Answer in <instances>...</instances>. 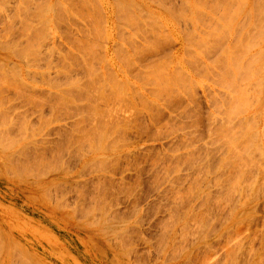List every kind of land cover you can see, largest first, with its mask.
<instances>
[{
    "label": "rangeland",
    "instance_id": "374dc122",
    "mask_svg": "<svg viewBox=\"0 0 264 264\" xmlns=\"http://www.w3.org/2000/svg\"><path fill=\"white\" fill-rule=\"evenodd\" d=\"M2 1L3 2L7 1L8 3L7 2L3 3ZM2 1L0 0V11H1L0 12V37L2 35V37L0 38V43H1V48H3V49L0 48V62L5 63L4 64L5 65L4 68H6L5 71L9 68L7 66H10L11 70L8 69L7 71L10 70L8 72V74L6 71V73L4 72L3 73L4 75H3L2 72L4 71L3 70L4 65H2L1 74L3 75V77L7 75L6 78H8V79H6V80L8 82L7 83L8 85L10 84L12 77H13V81L15 78H17V81L14 82L15 83L14 85L18 84L17 85L18 87H19V85H21L24 88V85L26 83L25 86L28 87V92L32 95V97H33V94L36 96L39 95V96H37V98L39 100H37V98L31 97L34 100H32L30 98L31 103H28L29 99L26 102L27 98L24 97L22 92H20L23 90V88H21L20 90L17 89L20 92V95L18 96L16 91H14V88L16 90L17 86L16 87L12 86L13 85V82H12L11 89H10L9 88L10 86L5 84L6 83L5 78H3L2 75L0 74V79L1 78L4 79L3 83L0 82V85L4 84L3 85L4 87L1 86V88L3 87L2 89L4 90L8 86L7 87L8 90L5 89L4 92L0 88L2 90V91L0 90L2 93L1 94L2 99L4 98V101H5V102L4 101L2 102V99L0 96V101H1L0 103H4L3 108H2L3 105L0 104V112H1L0 116L2 118L3 117L5 118L6 116L8 117V114H9L8 118L10 119L9 122H6V119L8 120L7 117L5 119H3V120H5V122L7 124V125H4L5 122L0 117L1 120L3 121V124H2L1 123L2 121L0 120L1 121L0 122V133H2L0 135L4 138H6V137H7V139L9 138L8 141L5 139L6 141L1 142V143L6 144V146H11L12 143H10V142H17V146H19V144H22V145L26 144L27 149L31 150V152L28 150L31 154L32 153H34V154L40 153V155L43 159V163L41 165L40 164L41 161H40V163L37 164L38 169L40 168L39 169L40 171H39L36 166L32 167L34 165V163L31 162V164L32 163L33 164L31 165L30 168H28V170L30 172L28 171L27 174H24L25 172L24 173L22 172V175L25 176V179L21 178L24 176L20 175L21 176L20 177L17 174L19 172L16 171L17 172L16 173V172H13L14 170H11V172H9V173H11V175L9 174L11 177L8 175L11 179V182H9L11 184H9V185L7 183L3 182L4 176H5L4 171H3L4 169L0 170V173H3V174H0V179H1L0 180V230H1L0 234H2V235H0V238H1L0 239V248L2 249V253L0 252L1 253L0 254V264H3V263L4 264H9V263L10 264L11 263L12 264L13 263L14 264H20V263L21 264H28V263L29 264H31V263L32 264H264V198L262 197V196H264V193H263V191H264V178H262V177H264V171H263L264 170V31H262L264 29V22H263L264 21V13H263L264 11H262V10H264L263 9L264 5H262V4H264V0H258V1L257 0H231V3L234 1L232 4L230 3L229 0H227V1L226 0L225 1L219 0L218 2H217V0H214V1H212V0L211 1L210 0L209 1L208 0H205V1L200 0V4H199V0H188L189 2L187 1L185 3H184V0H154V1L152 0V4H154L155 1H156V3L159 1L160 3L158 2L157 4L162 5L164 3L165 5L164 4L162 5L164 7H162V6L160 7L159 5H158L159 7H157V5H155L156 3L154 4L155 6L152 5L150 2L151 0H149V1H147V0H132V2L133 1L136 2L135 3L136 5H139V8L142 7V8H145V10H141L142 8L139 9L138 7H136V9H134L135 8V6H133L134 3H132L130 1L132 4L130 3L129 5H131V6H127V8L131 7V9L133 11H131V9L128 8V9H125L124 12L129 10L128 15H131V13H133L131 16H128L126 12L122 13V11H121L122 5H120L121 4L120 0H117L120 4L119 3H117V4L113 3V0H91V1L90 0H80V1L79 0L78 1L77 0H2ZM31 1H32V3H31ZM115 1L116 0H114V2ZM140 1H142V2H140ZM179 1H181V2H179ZM223 1L227 2V5L225 4L223 6V4H224ZM27 2H28L30 7H28ZM104 2H105V4H104ZM204 2H206V4ZM214 2L216 5L214 4ZM221 2L223 3L222 5H221ZM45 3H46V5H45ZM83 3L85 5H83ZM145 3L147 5H145ZM51 4L52 5L55 4L57 6H55V5H54V7L52 6L51 7L52 10H51V8H50ZM60 4H62V5H60ZM115 4L117 5V9H118V7L121 6L119 8L120 10L119 9L116 10ZM166 4L167 5L169 4V6H171V7L169 8V6H166ZM184 4L185 5L187 4L188 6L186 7V6H184ZM207 4H208V6H210L209 8H208V6H206ZM58 5H60V6H58ZM94 5H96L95 6L96 8L94 7ZM114 5H115V10L113 9ZM148 5H150V7ZM198 5H199V7L197 8ZM202 5H205L207 10ZM217 5H219V7L221 9ZM237 5H239L237 7L238 9L236 8ZM20 6H21V8H20ZM85 6H86L87 10L84 8ZM109 6H110V8H109ZM192 6L196 7L198 10L196 8H192ZM225 6H227V8H229V9H227V8L225 9ZM15 7H16V9H14ZM90 7H92V8H90ZM97 7H99V8H97ZM156 7H157V9H156ZM230 7H231V9H233L234 7L235 8L231 11ZM210 8H212V9L210 10ZM24 9L27 11H25ZM42 9H43V11H42ZM81 9H83V10H81ZM92 9H93V11H92ZM170 9H171V11H170ZM193 9H196V11H199L201 14L203 12L205 17H203V15L201 16L199 14V12H197L201 17L205 18V19L201 18L202 22L200 20L199 15H196L195 10H193ZM63 10H65V11H63ZM98 10H99L100 14L98 13ZM139 10L142 12H140ZM224 10H227L228 12L224 11ZM52 11L54 13L57 11V14L55 13L56 16L54 15V13ZM82 11H83V14H82ZM144 11H148V14L150 12V14H152L153 16L155 15L156 18H157V16L159 17V19L157 18V21L155 20V17L153 18L155 21V24H154L153 20L150 22L151 15H147V12H146V14H144L145 13ZM233 11H237V12H234L232 14L231 12H233ZM238 11H239V13H238ZM75 12H76V14H75ZM92 12H94V13H92ZM116 12L118 14H116ZM137 12L142 13V16H141V14L138 16L139 13L137 14ZM221 12H222V14H221ZM223 12H225V13L227 12L226 17L224 16L225 14ZM97 13H98V15H97ZM183 13H184V15H183ZM229 13H231L232 15ZM253 13H254V15H253ZM13 14H14V16H13ZM16 14H18V16ZM36 14H37V17H36ZM95 14L97 15V17ZM179 14H180V16H179ZM185 14L187 15V18L185 17V20H183L184 19L183 16H185ZM234 14H237V15L235 16ZM30 15L32 17H30V19H29ZM43 15L45 16V19H44ZM90 15H91V17H90ZM126 15L130 18H125V17H127ZM133 15L135 17H138L139 21L143 20L144 22L143 21L139 22V21H137L138 19L136 18L137 20H135L134 17L132 20L131 18ZM222 15H223V17H222ZM8 16H9V18H8ZM39 16H41L42 19ZM94 16H95V18H94ZM118 16L119 17L121 16V19L118 18ZM140 16L142 19L140 18ZM145 16L148 19V21H147V19L144 18ZM172 16H174V18ZM228 16H229V18H228ZM232 16H233V18H234V16L236 17V19H234L235 21L233 20ZM17 17L19 19H17ZM81 17H82V20H81ZM89 17H90V19H89ZM104 17H105V19H104ZM180 17H181V19H180ZM189 18H191V19H189ZM256 18H258V19L261 18V19H260V21H258V19H256ZM26 19H28L27 22H26ZM31 19H32V22L35 20L33 22L35 25H38V23L40 22L39 26H42V27H39V26H37V28L34 27L35 25L32 24ZM46 19H48L47 20L48 22L50 21L49 23L47 22V24L45 22ZM128 19H129V21H128ZM196 19H199V20H196ZM221 19H223V20H221ZM29 20H30L31 25L28 24ZM87 20H89L90 22ZM122 20L125 22H123ZM130 20H132L131 22L135 21V22H133V24L138 22L136 25H138L139 32H138V30H136L137 27L135 26V24L134 25L133 24L131 25V23L129 24ZM43 21L45 22V24ZM104 21H105V24H104ZM92 22H93V24H92ZM145 22H146V24H145ZM119 23H121V24L124 23V24L122 26V25H119ZM127 23L129 26H127ZM203 23L204 24L206 23V24L204 25ZM210 23H212V24H210ZM255 23L258 25H256ZM53 24L57 28L55 26H53ZM143 24L147 25L145 30L143 29V28H145V26ZM236 24L238 27L236 26ZM259 24H261V25H259ZM262 24H263V26H262ZM17 25H18V27H17ZM24 25L29 26V28H27L28 33H27ZM102 25H104V26L102 27ZM141 25H142V27H141ZM158 26H160V27H158ZM140 27H141L142 31L140 30ZM24 28H25V31H24ZM33 28H35V29H33ZM149 28H150V30H149ZM256 28L259 31H257ZM29 29H31V30L29 31ZM77 29L79 30V32L77 31ZM120 29H121V31H120ZM159 29H160V31H159ZM36 30H37V32H36ZM43 30H45L47 32H44ZM151 30H152V32H151ZM165 30H166V33H165ZM92 31H95V32H92ZM117 31L118 32L120 31V33H118ZM153 31H156V32H153ZM193 31L195 32V34ZM211 31H212V33H211ZM253 31L257 32V33H254ZM2 32L4 34H2ZM7 32H8V34H6ZM25 32L28 34V37L25 36L26 35ZM42 32H44L45 34H43ZM48 32L50 34H47ZM125 32H127V33H125ZM140 32H141V34H140ZM158 32H160L159 33L160 35L158 34ZM250 32L252 33V35L253 34L259 35V37H257L256 35L252 36ZM40 33H42L43 36L44 35H47V36H45V38L42 36L43 39H42V37L40 39L39 38L41 36ZM150 33H152V34H150ZM163 33H165L166 35ZM204 33H205V35H204ZM215 33H216V35H215ZM98 34H99V36H98ZM6 35H8V36H6ZM35 35H37L36 36V37H38L37 40H39L40 44H41V46L39 44V47H37V48L41 49V47H43L41 50L40 49L37 50V48L35 47L36 45L38 46L37 42L39 43V41L36 40ZM89 35L91 37H93V36L94 37L93 38L90 37V39H89ZM140 35H141V37H140ZM164 35L166 36V38ZM235 35H236V37H235ZM249 35H251L252 38ZM9 36H11V37H9ZM144 36H146V38ZM147 36L149 38H147ZM206 36H208V37H206ZM211 36H212V38H211ZM5 37H7V38H5ZM24 37L26 38V40ZM121 37H122V40H121ZM253 37H256V38L253 39ZM31 38H33V42L35 39L36 43L34 42L35 44H31L34 46H31V45H29V46H31L32 48L35 47L37 50L36 52L39 53L41 51V53H39L40 58L38 57V55H36L35 58L34 57L32 58L31 57L32 55L27 56L25 54V56H24L25 58L30 57V59L26 58V60L28 59L27 60L28 63L30 60H32L30 62L31 63V65H30V63L27 64V62L25 61V58L24 59H23V57L22 58L20 57L21 59L18 58L19 55H17V53L15 54L14 52H17L19 50V52L21 53L20 50H23L22 47H27L29 50H33L32 48H29L28 45L26 46V44H28L29 39L31 41ZM47 38H48V40H46ZM49 38H50V40H49ZM97 38L98 39L100 38V39L98 40ZM144 38L147 40L144 41ZM153 38H155V40ZM191 38L192 39L194 38L193 41H191L192 40ZM199 38H201V40H199ZM15 39L18 40V42ZM27 39H28V41H27ZM71 39H73V40H71ZM149 39L153 40V41H151L152 42L151 44L149 42L150 41ZM165 39H168V40H165ZM250 39L253 41H251ZM94 40H95V43H94ZM204 40H206V42ZM84 41H85V43L83 44ZM33 42L31 41V43H33ZM155 42L156 43L158 42L157 43L158 45ZM99 43L101 45H99ZM134 43L136 44V46ZM192 43H193V45H191ZM14 44H15V46H14ZM29 44H30V42H29ZM43 44H46L48 46V48L46 45H43ZM70 44L73 46H71ZM77 44H79L81 47ZM90 44H92V45L89 46ZM137 44H139V45H137ZM200 44H202V45L200 46ZM94 45H96L97 47H95ZM141 45H142V47H139ZM148 45H150L151 47H149ZM245 45H246V47H244ZM247 45H250L251 48L249 46L247 47ZM6 46H8V47L11 46V48H13V49L10 51V49H9L10 47L8 48ZM83 46H85V47H83ZM130 46L131 47L133 46L132 49ZM153 46L155 47L154 50H153V48H154ZM210 46H212V47H210ZM51 47H53V48H51ZM102 47L104 49H102ZM136 47H139L140 51ZM45 48L46 49L50 48V49H53L55 51L51 50V51H53V52H51L49 49V51L47 52V50ZM84 48H85V50H84ZM133 48H136V49L134 50ZM146 48L149 50H147ZM150 48H152V49H150ZM28 49L24 48L25 51ZM43 49L45 50V52H43ZM114 49H116V50H114ZM123 50L127 51V53L124 52ZM210 50H212V51H210ZM69 51H71L70 54H69ZM136 51H137V53H136ZM242 51H244V52H242ZM62 52H64L65 54ZM76 52H77V54H76ZM79 52H80V54H79ZM44 53H47L50 56L49 57L47 54H45V57L49 58V60L46 58H43L44 56H40V54L44 55ZM55 53H57V54H55ZM58 53H59V56H58ZM66 53H68L69 55ZM74 53L76 54V56H74L75 55ZM225 53H226V55H225ZM239 53H241V55ZM23 54H24V52L22 51L21 56ZM92 54H94V55H92ZM125 54L129 55V57L128 56L125 57ZM135 54H137V55L135 56ZM244 54H246V55H244ZM16 55H17V57H16ZM78 55H79V57H78ZM85 55H87V56H85ZM238 55H239V58H241V57L242 58L239 59ZM242 55H244V56H242ZM60 56L62 59L60 58ZM68 56H69V58H68ZM66 57H67V59H65ZM82 57H83V59L85 58L84 62H85V60H87L86 62H88V63L85 62L86 65L83 62ZM134 57H136V58L134 59ZM75 58L77 59V62H76ZM120 58H122V60ZM3 59L9 60V62H8L9 64L6 65L7 63ZM43 59H45L44 62H43ZM50 59H52V60H50ZM63 59L65 60V62H62V61H64ZM88 59H89V61H88ZM93 59H95V60H93ZM129 59H131L130 62H129ZM194 59H196V60L194 61ZM36 60L40 64H36V63H38V62H35ZM39 60L40 61L42 60L43 63L40 62ZM58 60L60 62H58ZM68 60L70 61V64L72 66L70 68L68 67V66H70L68 64L69 63ZM158 60H160L159 61L160 63L158 62ZM235 61L237 62V65H236V63H234ZM12 62L16 63V64H13ZM123 62H126V63L123 64ZM132 62L134 64H131ZM64 63H67L68 66L65 65ZM157 63L160 65L157 66ZM143 64H145V65H143ZM16 65L18 67H15ZM27 65H30V66H27ZM62 65H65V66H62ZM93 65L96 69L92 68ZM146 65L150 66L149 67L150 69L147 68L150 71H148L147 69H144V68H146ZM219 65H221V66H219ZM233 65L236 68V70H234L235 68L233 67ZM238 65H239V67H238ZM45 66H46V68H48V69L50 68V69L49 70L45 69ZM66 66L68 69H66ZM141 66L143 67V69ZM159 66H160V68H159ZM41 67H43V69ZM88 67H91V68H88ZM107 67H109V68H107ZM152 67H153V69L154 68H156V69H154V71H153ZM197 67H198V69H197ZM244 67H246L245 68L246 73L244 72V70L242 71V69ZM259 67H261L262 70ZM16 68H18L19 71ZM257 68L261 72L255 70ZM12 69L16 70L17 77L15 74L16 72L15 71H14L15 73L12 72ZM238 69H239V71H237ZM246 69L251 70L250 74H249V72H247L248 70L246 71ZM55 70L58 73H56ZM86 70H87V72H86ZM88 70H89V72H88ZM91 70H92V72H91ZM158 70H160L161 73L158 72ZM98 71H100V72H98ZM146 71H148V72H146ZM156 71H157V73H155ZM236 71L240 72V73H238V76H237ZM10 72H12L13 74ZM59 72H61V73H59ZM90 72L92 73L91 76L89 74ZM227 72L229 75H225V74H227ZM257 72H259V73H257ZM18 73H20V79H19ZM65 73H68L67 77H66ZM154 73H155V75H154ZM159 73H160V75H159ZM241 73H243V74H241ZM29 74H31V75H29ZM46 74H48L49 77ZM87 74H88V77L86 78ZM95 74H96V76L99 77V79H97ZM106 74H107V77H106ZM145 74H146V76H145ZM148 74H150V76H148L150 78L149 80L147 77ZM165 74L166 75L168 74V75L166 77H163V75L165 76ZM197 74H199V75H197ZM221 74H223V76ZM232 74H233V76H232ZM248 74H249V76H248ZM261 74H263V75H261ZM76 75H77L78 79L76 78ZM110 75H112L113 78H111L112 76L109 77ZM151 75L157 76L156 78H158V82L156 81L157 79L155 80L154 76H153V78H154L153 79L151 77ZM224 75L227 76V79L229 78L231 80L232 84L236 85V82H237V86H239L240 88L242 87L241 90L240 91L238 90V89H240L239 87H236V86H235V88L232 87L234 85H232V86L230 85L231 82L229 79H228L229 80V82H228L229 84H228L226 82L227 79H225ZM33 76L35 79L33 78ZM43 76H44V78H43ZM89 76L91 77L90 79H89ZM160 76H162V77H160ZM169 76L172 78V81H171V78L169 80ZM174 76H176V77L174 78ZM92 77L94 79H92ZM105 77H106V79H105ZM145 77H147V78H145ZM159 77L162 78L163 80H161V79L159 80ZM219 77H221V79ZM222 77H223V79H222ZM248 77H249V79H248ZM68 78L71 79L68 81L70 84L67 82ZM73 78H74V81H73ZM164 78H166L165 79L166 81L164 80ZM18 79L20 82L18 81ZM32 79H34V80H32ZM40 79L42 81H40ZM52 79H55V80L53 81ZM79 79L81 81H79ZM109 79H111V80H109ZM145 79H147V80L145 81ZM213 79H214V81H213ZM240 79H242V80H240ZM21 80H22V83H24V84L21 83ZM126 80H127V84L125 83ZM0 81H2V80H0ZM109 81H111V82H109ZM141 81L143 83H141ZM173 81H175V82H173ZM180 81L186 82L184 85L185 87L182 86L184 83H181ZM48 82L51 84H48ZM52 82H55V83H52ZM74 82H78V83H74ZM64 83H68V84H64ZM85 83H86V85H85ZM151 83L153 84L154 87L152 86ZM171 83H173V87H172V85H170ZM240 83H242V84H240ZM52 84H53V86H52ZM87 84H88V86H87ZM89 84H90V86H89ZM92 84H93V86H92ZM156 84H157V86L155 87ZM222 84H223V86H221ZM73 85H74V88H72V90L73 89L74 90L72 91L68 87L70 86V88H71ZM78 85H79V88H77ZM81 85H82V87H81ZM84 85L86 88L84 87ZM228 85H230L231 88L230 87L228 88ZM27 87H25L26 90H27ZM33 87H35V90L32 89ZM90 87L92 88V90ZM167 87H168V90H166ZM226 87L228 89H226ZM83 88H85V89H83ZM152 88L153 89L155 88L154 89L155 91ZM175 88L177 91L175 90ZM243 88H245V89H243ZM38 89H40V90H38ZM65 89H67V90L69 89L72 92V93L69 92L70 93V94H68L69 96L67 95L69 98L66 97V94L62 93V91H65ZM77 89H80L81 92L79 90L77 91ZM86 89H87L86 92H89L88 94L85 92ZM95 89H98V90H95ZM160 89H162V91ZM231 89H232V92H230ZM122 90H124V91H122ZM152 90H153V92H156V90H157V93L158 92L159 93L158 94L156 93V95H154ZM173 90L176 92L175 95H174L175 92ZM167 91H169V93ZM244 91L245 92L247 91L248 95L246 94V96H245ZM73 92H76V94L75 93L73 94ZM77 92H78V94H77ZM148 92H149V94H148ZM160 92H161V94H160ZM239 92L244 94V95H242V94L241 95H242L243 99L245 98L247 101L245 99H244L245 101L243 99H240L241 95ZM234 93H236L237 96L240 95L239 97L236 96V98L240 99L241 101H244V103L241 102L242 106L240 103L238 104L239 100L236 103L237 99L236 98H235L236 100L233 99L236 95ZM58 94L60 96H64L65 99L64 100L61 99L62 97H59ZM90 94H92V95H90ZM122 94H123V96H122ZM193 94H194V97H193ZM16 95L18 96L17 98H15ZM70 95L71 96L73 95L72 98H74V99H72L74 101H71V103H70V100H71ZM75 95H76V97H75ZM86 95H87V97H86ZM164 95L165 96L168 95V96L164 97ZM176 95L178 96V98ZM20 96H21V100H19ZM44 96H46V97H44ZM161 96H163V97H161ZM169 96L171 98L173 97L176 104L174 102H172V103H174V105H171V103H169L171 101L170 100L171 98ZM181 96H183V97H181ZM80 97H81V99L79 101ZM223 97H225V98L223 99ZM66 98H68L67 100L69 101L70 104H68ZM163 98H165V100ZM83 99H85V100H83ZM173 99H172V101H173ZM176 99L177 100L179 99V102L176 101ZM181 99H183V100L181 101ZM35 100H37V101H35ZM166 100H168V101H166ZM226 100H228V101H226ZM10 101H11V103H10ZM56 101L60 102V103L58 102V104H59L58 106L56 105L57 104ZM91 101H92V103H91ZM145 101H147V102L144 103ZM152 101H153V103H152ZM51 102H53V103H51ZM154 102H155V104H154ZM231 102H232V105H230ZM245 102L246 103L248 102V105H243V104H246ZM64 103H66V105ZM168 103H169V106L167 105ZM177 103H180V104H177ZM50 104H52V105H50ZM153 104H154V106H153ZM162 104H164V105H162ZM165 104H166V106H165ZM235 104L240 105V108L243 110H241L238 107V105H237V107H238L237 108ZM49 105L51 108L49 107ZM54 105H55V110L57 108L56 111L54 110ZM90 105H92L93 109H91ZM150 106H151V108L149 109ZM152 106H153V109H152ZM155 106H158V108ZM170 106H171V108H170ZM175 106H177V107H175ZM181 106H182V108L184 107L183 108L184 110H181ZM233 106L236 108H234ZM5 107H7V109ZM8 107H9V111H8ZM144 108H146V109H144ZM172 108H174V109H172ZM176 108H177V110H176ZM1 109H2V111L5 110L4 111V112H6L5 114H7V113L8 114L6 116L3 115V112L1 111ZM87 109H88V111H87ZM89 109H91V112H89L90 111ZM236 109H240V113ZM58 110H59V112H58ZM111 110H112V112H110ZM178 110H180V113ZM226 110H227V112H226ZM244 110H245V112H244ZM83 112H84V114H83ZM149 112H151L152 115H153V113L154 114L159 113V114L158 115L156 114L157 116L153 115L156 117H153V116L151 117L150 116L151 113H149ZM161 112H163V113H161ZM85 113L86 114L89 113L88 115H90L89 116L90 119ZM91 114L92 115L94 114V115L91 116ZM108 114H109V116H108ZM110 114H112V116ZM230 114H232V115H230ZM83 115H84V117H83ZM159 115H160V117H159ZM211 115H212V117H211ZM78 116H81V117H78ZM109 117H110V119H109ZM111 118H113V119H111ZM154 118H156V122H155ZM136 119L138 122H136L137 125L135 124L136 125V128H135V125H134V127L132 125L135 123ZM232 119H234L235 123ZM12 120H14V121H12ZM26 120L28 121V123L27 122L24 123V121H26ZM77 120H78V123H77ZM110 120H112L115 123H116V121H119V122L122 121V122H124L123 126L125 124L127 127L131 125V127L130 128L128 127V129H127L124 126L125 130H123L124 128L121 130L120 127H123V126H120V127L118 126L120 130H118V128L116 127L115 129H117L116 130L117 134L122 131V135H121V133H120V135H117V134H114L115 130L113 128L119 122H117L115 125L114 124L109 125L106 122L110 123ZM130 120H132V121H130ZM245 120L248 122V124ZM18 121L20 123H22V121H23V123L26 125V127L28 125V127H27L28 130H26V127L24 126V124H19ZM128 121H130V123H131L130 125H129ZM139 121H141V122H139ZM11 122H12L13 126H11ZM88 122L90 124H88ZM122 122H121V125H122ZM82 123H84L85 125ZM142 123H143V125H142ZM221 123H222V126H220ZM232 123H234V124H232ZM78 124H79V127H78ZM91 124H92V126H91ZM105 124H108V126L110 128H111V126H113V125L114 126H113V128H111L112 130H110L109 127L106 128L107 125L105 126ZM240 124L241 125L243 124L245 126L246 131L244 130L245 129L244 126H243L244 129H242ZM21 125H23L25 127L24 128L22 126L23 129H25V130L22 129V131H21L20 128H22V127H19ZM81 125H82V127H81ZM119 125H120V123H119ZM179 125H181V126H179ZM236 125H239L242 130H240V128H238L239 126H236ZM137 126L138 127L140 126V127L138 128ZM29 127H30V129H29ZM86 127L88 128V130ZM94 127H95V129H94ZM96 127L98 129H96ZM169 127H170V129H169ZM130 129H131V131H130ZM133 129L134 130L138 129L139 132H138V130H136L138 132L137 133ZM140 129H141V131H140ZM237 129H239V130H237ZM84 130H85V132H84ZM89 130H90V132H93V133L89 134L90 133ZM156 130H158V132ZM213 130H214V132H212ZM234 130H236V131H234ZM23 131H27V132L22 133ZM233 131L236 133H233ZM4 132L7 133L8 136H7V134H5L6 135L5 136ZM77 132L80 135H78ZM243 132H244L245 136L243 135L244 137L239 138L242 136ZM100 133L103 136L99 135ZM221 133H222V135H221ZM231 133H233V135L236 134L235 137H232V135H230ZM217 134H218V136H217ZM19 135L21 138L19 137ZM74 135H75V137H74ZM84 135H86V136L84 137ZM87 135L89 137L91 135L90 139H92V140L88 139L89 137ZM95 135H97V136H95ZM105 135H108V137H106V139H105ZM219 135L221 137L223 136V138L227 136L226 140H224L223 138L221 139V137ZM80 136H83V138ZM100 136H101V138H100ZM248 136H250L251 139L253 140V141H251V139L249 137L251 143L248 139ZM2 137H0V138L2 139ZM79 137H80L79 141L81 142V144L77 140V139H79ZM127 137H129V138H127ZM4 138L2 140H4ZM13 138L14 139L17 138V141L13 140ZM25 138H27V139L25 140ZM81 138H82V140H81ZM234 138H236V139H234ZM246 138L248 139V141H246V143H243V142H245L244 140ZM227 139L229 140V142L233 141L232 142L233 144H230L231 147L235 144L236 150H238V152L241 153V154L238 153L235 150V147H233L234 150L236 151V152H234V154H236V153L240 154L241 155V161H243V159H244L243 163L246 162L245 160L251 161V163L247 162L249 166L248 165L247 166L242 165L245 168V169H243V168H241V165H240V164H242L240 159L237 160V161H240L239 164L237 162V165H240V168L238 169L239 166H237L236 168L238 170L235 168V171H238L237 173H240V176H242L243 178L240 176L236 177V175L238 176L239 174L236 173V175H235V172H232L233 171L232 169H230V173L228 172L229 174H227V176L230 178L236 177V181L238 178H239L238 181H240V179H241V181L239 183H238V181L236 182L232 179L235 183L232 182L231 184L232 185L236 184L235 187H237V185H238V187H237L238 189L235 187H234L235 189L232 188L234 185L232 186L228 182L229 180H230V182L232 181L230 178H229V180H226V179H228V177L226 178L225 173H227L228 170L224 171L225 173L223 172V167L229 166L228 162L235 160L233 158L235 155H233V151L231 152L230 150H229L230 151L229 153H231L230 154L231 156L233 155L232 158L234 160H231L230 155H229L230 157H228L230 160L227 158L222 159L224 157V155L228 154L226 152L227 148H224L225 143H227L226 145L228 146ZM237 139H240L241 141L237 140ZM221 140H222V142H221ZM230 140H232V141H230ZM87 141H88V143H87ZM98 141L101 143H99ZM235 141H237L238 143L236 144ZM215 142H217V143L215 144ZM247 142L250 144L248 145ZM85 143H87V144H85ZM210 143H211V145H210ZM82 144L84 146H82ZM87 145H90V146H87ZM108 145L110 147H108ZM222 145H224V147ZM250 145H252V146H250ZM33 146H36V147H33ZM94 147H96L95 148L96 150L94 149ZM222 147H223V149H222ZM231 147H229V149H231ZM243 147H246L247 149H245ZM34 148H36V149H34ZM77 148H80V149L78 150ZM16 149H17V147L15 149L7 150L6 154L3 152H0V164L1 163L3 164L6 160H8V158H9L8 156L10 154L9 153L10 151L13 152ZM43 150H45V151H43ZM77 151H78V153H77ZM174 151H177V152H174ZM83 152H84V155H83ZM172 152H174V153H172ZM177 155L178 156L180 155V156L178 157ZM11 156L12 155L10 154V157ZM167 156H169V157H167ZM206 156H207V158H206ZM248 156H249V158H248ZM4 157L6 160L3 159ZM193 157H194V159H193L194 161H192ZM226 157H227V155H226ZM235 157H237V156H235ZM238 157H239V155H238ZM11 158H13V157H11ZM14 158L17 159L18 157L16 156ZM201 160H203V161H201ZM220 160H224V162L227 161L228 165L226 163H224L223 161H220ZM44 161H46V162H44ZM21 162H24V161H21ZM21 162H18V163L20 164ZM218 162L221 164L224 163L225 166L223 165V167H222V165L221 164L219 165ZM234 162H236V161H234ZM15 163H17V162H14L12 164L13 167H16V165L19 166L18 163L16 165H15ZM100 163H104V164H100ZM44 164H45V167L47 166L48 168L46 167L44 169ZM230 164H232L230 167H235V165H233V164H236V163L232 162ZM244 164H246V163H244ZM226 167L224 169H226ZM247 167H249V168H247ZM31 168L36 169L35 172H31V171H34ZM219 168L222 169V172L224 175L221 174L222 172L218 173V172H220ZM41 169H44V170L42 171ZM207 169H209V170H207ZM241 169H243V170L248 169L246 171L247 172L249 171V172L247 173L246 171H242ZM50 170H52V171H50ZM239 170H241L242 172ZM231 172L234 173V177H233ZM33 173L37 174V175H35V177L37 179L32 178V180H31V177H34V176L29 175V174H33ZM19 174H21V172ZM12 175H15L16 177L15 176L12 177ZM28 175L31 176V177H29V180L27 177ZM45 175H47V176H45ZM220 175H223V177L225 176L226 179L222 178ZM229 175H231V176H229ZM261 175H263V176H261ZM43 176H45V177H43ZM218 180L221 182H224L226 180L224 182L226 185L229 183L227 185V187L225 185V187L228 188L227 192H224V190L226 191V189H224L225 187H223ZM253 180H254V182H253ZM210 181H211V183H210ZM200 182H201V184H200ZM242 182H244V183H242ZM246 183L248 186H250V185L253 186L250 193L247 192L250 194V198L247 196V193H245V192L247 191V189L251 188V186L249 188L247 186L245 187ZM193 184H194V186H193ZM218 185H221V187ZM229 185L232 187H230ZM239 185L241 187L244 186L245 188H247V189H244V187H243V189L245 190L244 193H242L243 192L242 188H241V190L239 189L240 188ZM228 186L230 188H232L231 189L232 191H233V189L236 192L237 191L239 192V190H240V192H239L240 195L238 193H235L237 195H233L232 193H234L235 191L232 192L231 194L229 193V195H230L229 200L232 199L233 201H236L234 203H237L238 205H240L239 202L241 203L242 201H240L238 198H240L242 200L241 194L243 196L245 194L248 198L247 201H244V203L246 202L245 205H243V202H242V204H241L242 206H238L237 204H235L236 206L234 205L232 207L231 206L233 203L232 200H230V202H232V203H230V204L227 203V201L229 202V200H228L229 195L226 196V194H228V192L230 190V188ZM254 187H255V191L259 190L258 191L259 196L257 195L258 198H260L259 201L253 199L252 194H253ZM219 188H220V190H219ZM221 188L223 189L222 191H221ZM256 188H260V189L256 190ZM179 190H180V193H179ZM99 191H100V194H99ZM185 191H186V193H185ZM197 191H198V193H197ZM199 191H200V193H199ZM260 191H262V192L260 193ZM218 192H220L222 195L224 193L225 194L223 196L219 197L220 194L218 195L217 194ZM207 193H210L209 195H211V197L213 199H212V203L210 206L206 207L204 205L205 206L204 209L208 210V208L210 209L212 207L213 211H211V210L205 211L204 209H202V212L205 211V214H204L202 212L200 213L201 210H199V209H200V207H202V208L204 207L203 203H204L205 195H207ZM255 193L256 192H254V194ZM231 195L233 197L238 196V198L237 197L233 198V197H231ZM251 195H252V198H251ZM177 196H179V197H177ZM191 197L193 198V200H191L192 199ZM222 197H224V198H222ZM225 197L227 198V200H225ZM217 198H219V199L221 198L222 201H223V199L225 200L223 202L221 201L220 203L226 202L227 204L230 205V206L228 205L226 207V209L224 207L222 209V206H224L226 203L221 204L220 207H221L222 211H224V209H225L224 213L220 210L221 217L218 215L219 214L218 210L220 209V207H219L220 203L217 205L215 204V202L217 203ZM180 199H181V201H180ZM188 199H190V200L188 201ZM243 199H244V197H243ZM249 199H252L254 201L250 202L251 200H249ZM201 201H203V202H201ZM248 203H250V204H248ZM194 204L196 207L195 209L192 207V206H194ZM237 206H238V208H237ZM228 207H230L229 210H227ZM235 207H236V209H235ZM216 208H218V210ZM231 208H232V210H231ZM88 210H90V211H88ZM196 210L198 211V213H196L197 212ZM215 210L217 211V213L215 212ZM230 210L232 213L231 216L229 215V214H231L229 212ZM247 210H249V211H248V213H246L247 216H245V212H247ZM243 211H245V212H243ZM227 212H229V213H227ZM242 212H243V214H240ZM175 213H176V215H175ZM207 213H208V215L212 214V215H210L211 217H208V219L210 218L211 221H208V219L206 220L205 217L208 216V215H206ZM198 214L199 215L201 214L200 215L201 218L198 216ZM239 214H240V218H238ZM193 215H194L193 218L197 217V219H193L192 218ZM213 216H214V218H213ZM215 216L217 218H215ZM224 216H227V217H224ZM228 216H230L229 219H227ZM198 217H199V220H201V221L198 220ZM218 217H220V218L218 219ZM244 217L245 218L247 217V218L244 220ZM225 218H226V220H225ZM202 220H204V222H202ZM222 220L223 221L225 220L226 222L225 221L222 222ZM189 221H191L192 223ZM213 222H215V223H213ZM221 222H222V224H221ZM236 222H238V223H236ZM233 223H236V224H233ZM102 224H104V225H102ZM107 229H109V230H107ZM165 229H167V230H165ZM100 231H102V232H100ZM167 232H169V234ZM104 233H105V235H104ZM102 234L104 237L102 236ZM94 238H96V239H94ZM103 247H104V249H102ZM1 249H0V251H1ZM101 249H102V251H101ZM99 251H101V252H99ZM232 257H233V259H232ZM110 259H111V261H110ZM5 261H6V263H5Z\"/></svg>",
    "mask_w": 264,
    "mask_h": 264
},
{
    "label": "bare ground",
    "instance_id": "6f19581e",
    "mask_svg": "<svg viewBox=\"0 0 264 264\" xmlns=\"http://www.w3.org/2000/svg\"><path fill=\"white\" fill-rule=\"evenodd\" d=\"M1 1H2V0H1ZM77 1H78V0H77ZM79 1H80V0H79ZM90 1H91V0H90ZM130 1L132 2V0H120V2H121V4H120L117 0H116L115 2H114V0H113V3H116V4L119 3L120 5H122V7H121V6H120V7L122 8L121 11H122V13H123L125 9H128V8H129V7L127 8V6H131V5H129V4L131 3ZM147 1H149V0H147ZM153 1H154V0H153ZM187 1H188V0H184V3L187 2ZM204 1H205V0H204ZM208 1H209V0H208ZM208 1H207V2H208ZM210 1H211V0H210ZM212 1H214V0H212ZM218 1H219V0H217V2H218ZM220 1H221V0H220ZM224 1H225V0H224ZM224 1H223V2H224ZM226 1H227V0H226ZM229 1H230V3H231V0H229ZM229 1H228V2H229ZM257 1H258V0H257ZM2 2H3V1H2ZM4 2H7V1H4ZM4 2H3V3H4ZM29 2H30V1H29ZM51 2H52V1H51ZM58 2H59V1H58ZM84 2H85V1H84ZM96 2H97V1H96ZM140 2H142V1H140ZM150 2H151V4H152V0H151ZM158 2H159V1H158ZM158 2H157V3H158ZM179 2H181V1H179ZM188 2H189V1H188ZM217 2H216V3H217ZM233 2H234V1H233ZM233 2H232V3H233ZM7 3H8V2H7ZM21 3H22V2H21ZM31 3H32V1H31ZM87 3H88V2H87ZM91 3H92V2H91ZM132 3H134V4H133V6H135L134 9H136V7L139 8V5H136V4H135L136 2L133 1ZM132 3H131V4H132ZM153 3H154V2H153ZM155 3H156V1H155ZM155 3H154V4H155ZM157 3L155 4V5H157V7H159V6L161 7V6L164 4V3H163L162 5H161V4L159 5V4H157ZM159 3H160V2H159ZM182 3H183V2H182ZM195 3H196V2H195ZM201 3H202V2H201ZM204 3L206 4V2H204ZM208 3H209V2H208ZM232 3H231V4H232ZM253 3H254V2H253ZM22 4H23V3H22ZM89 4H90V3H89ZM104 4H105V2H104ZM116 4H115V5H116ZM154 4H152V5H154ZM188 4H189V3H188ZM199 4H200V0H199ZM214 4H215V2H214ZM219 4H220V3H219ZM222 4H223V3L221 2V5H222ZM225 4L227 5V2H224L223 6H224ZM228 4H229V3H228ZM254 4H255V3H254ZM24 5H25V4H24ZM27 5H28V7H30L29 4H28V2H27ZM27 5H26V6H27ZM31 5H32V4H31ZM45 5H46V3H45ZM54 5H55V4H54ZM54 5L51 4L50 8H51L52 6L54 7ZM60 5H62V4H60ZM60 5H58V6H60ZM83 5H85V4L83 3ZM87 5H88V4H87ZM87 5H86V6H87ZM115 5H114V8H113L114 10H115ZM145 5H147V4L145 3ZM155 5H154V6H155ZM158 5H159V6H158ZM164 5H165V4H164ZM171 5H172V4H171ZM181 5H182V4H181ZM215 5H216V4H215ZM221 5H220V6H221ZM262 5H264V4H262ZM14 6H15V5H14ZM26 6H25V7H26ZM55 6H57V5H55ZM86 6L84 7L85 9H86ZM95 6H96V5H94V7H95ZM148 6L150 7V5H148ZM166 6H169V4H168V5L166 4ZM166 6H165V7H166ZM182 6H183V5H182ZM182 6H181V7H182ZM184 6L187 7L188 5H187V4H186V5L184 4ZM189 6H190V5H189ZM202 6H204V7L206 8V6H208V4H207L206 6H205V5H202ZM217 6L219 7V5H217ZM238 6H239V5H237L236 8H237ZM240 6H241V5H240ZM67 7H68V6H67ZM100 7H101V6H100ZM112 7H113V6H112ZM120 7H118V9H119ZM140 7H141V6H140ZM157 7H156V9H157ZM162 7H164V6H162ZM170 7H171V6H169V8H170ZM172 7H173V6H172ZM181 7H180V8H181ZM198 7H199V5L197 6V8H198ZM209 7H210V6H208V8H209ZM218 7H217V8H218ZM221 7H222V6H221ZM243 7H244V6H243ZM253 7H254V6H253ZM20 8H21V6H20ZM45 8H46V7H45ZM45 8H44V9H45ZM63 8H64V7H63ZM68 8H69V7H68ZM90 8H92V7H90ZM95 8H96V7H95ZM97 8H99V7H97ZM109 8H110V6H109ZM132 8H133V7H132ZM141 8H142V7H141ZM141 8H139V9H141ZM174 8H175V7H174ZM180 8H179V9H180ZM183 8H184V7H183ZM192 8H196V7H193V6H192ZM197 8H196V9H197ZM217 8H216V9H217ZM219 8H220V7H219ZM219 8H218V9H219ZM223 8H224V7H223ZM226 8H227V6H225V9H226ZM234 8H235V7H234ZM234 8H233V9H234ZM14 9H16V7H15ZM26 9H27V8H26ZM37 9H38V8H37ZM40 9H41V8H40ZM65 9H66V8H65ZM100 9H101V8H100ZM118 9H117V5H116V10H118ZM129 9H131V7H130ZM161 9H162V8H161ZM184 9H185V8H184ZM187 9H188V8H187ZM196 9H193V10H195L196 15H199V14H200L201 16L203 15V17H205L204 14H203V12H202V14H201L199 11H196ZM211 9H212V8H210V10H211ZM218 9H217V10H218ZM220 9H221V8H220ZM227 9H229V8H227ZM230 9H231V7H230ZM233 9H231V11H232ZM237 9H238V8H237ZM263 9H264V8H263ZM8 10H9V9H8ZM19 10H20V9H19ZM22 10H23V9H22ZM24 10H25V9H24ZM51 10H52V8H51ZM53 10H54V9H53ZM81 10H83V9H81ZM86 10H87V9H86ZM109 10H110V9H109ZM119 10H120V9H119ZM141 10H145V8H142ZM197 10H198V9H197ZM206 10H207V8H206ZM210 10H209V11H210ZM235 10H236V9H235ZM25 11H27V10H25ZM33 11H34V10H33ZM42 11H43V9H42ZM59 11H60V10H59ZM63 11H65V10H63ZM63 11H62V12H63ZM69 11H70V10H69ZM79 11H80V10H79ZM92 11H93V9H92ZM128 11H129V10L125 11V12L127 13V15H128ZM131 11H133V10L131 9ZM139 11H140V10H139ZM162 11H163V10H162ZM170 11H171V9H170ZM178 11H179V10H178ZM188 11H189V10H188ZM220 11H221V10H220ZM224 11H227V10H224ZM241 11H242V10H241ZM241 11H240V12H241ZM254 11H255V10H254ZM262 11H264V10H262ZM0 12H1V11H0ZM6 12H7V11H6ZM52 12H53V11H52ZM111 12H112V11H111ZM114 12H115V11H114ZM114 12H113V13H114ZM125 12H124V13H125ZM140 12H142V11H140ZM144 12H145L144 14H146V12H147V15H151L150 22H151L152 20L154 21L153 18L155 17V15L153 16L152 14H150V12H149V14H148V11H144ZM172 12H173V11H172ZM197 12H199V14H198ZM227 12H228V11H227ZM227 12H226V13H227ZM234 12H237V11H233V12H231V13L233 14ZM256 12H257V11H256ZM34 13H35V12H34ZM49 13H50V12H49ZM53 13H54V12H53ZM53 13H52V14H53ZM55 13L57 14V11H56ZM55 13H54V15L56 16ZM66 13H67V12H66ZM86 13H87V12H86ZM92 13H94V12H92ZM98 13H99V10H98ZM98 13H97V15H98ZM138 13H139V12H137V14H138ZM169 13H170V12H169ZM178 13H179V12H178ZM195 13H194V14H195ZM204 13H205V12H204ZM218 13H219V12H218ZM223 13L225 14L224 16L226 17L227 14H226L225 12H223ZM231 13H229V14H231ZM238 13H239V11H238ZM254 13H255V12H254ZM254 13H253V15H254ZM257 13H258V12H257ZM263 13H264V12H263ZM73 14H74V13H73ZM75 14H76V12H75ZM82 14H83V11H82ZM99 14H100V13H99ZM116 14H118V13L116 12ZM132 14H133V13H131V15H132ZM140 14H141V16H142V13H139L138 16H139ZM173 14H174V13H173ZM175 14H176V13H175ZM221 14H222V12H221ZM232 14H231V15H232ZM248 14H249V13H248ZM248 14H247V15H248ZM255 14H256V13H255ZM16 15L18 16V14H16ZM16 15H15V16H16ZM27 15H28V14H27ZM70 15H71V14H70ZM77 15H78V14H77ZM88 15H89V14H88ZM95 15H96V14H95ZM97 15H96V17H97ZM103 15H104V14H103ZM113 15H114V14H113ZM124 15H125V14H124ZM127 15H126V16H127ZM131 15H128V16H131ZM134 15H135V14H134ZM134 15L132 16L131 19L133 20V17H134L135 20H137L138 17H135ZM171 15H172V14H171ZM176 15H177V14H176ZM183 15H184V13H183ZM188 15H189V14H188ZM196 15H195V16H196ZM200 15H199V17H200V20H201V22H202V19H205V18L201 17ZM234 15L236 16L237 14H234ZM10 16H11V15H10ZM13 16H14V14H13ZM41 16H42V15H41ZM41 16H39V17L42 19ZM43 16H44V15H43ZM55 16H54V17H55ZM128 16L125 17V18H130V17H128ZM141 16H140V18H141ZM156 16H157V15H156ZM179 16H180V14H179ZM190 16H191V15H190ZM193 16H194V15H193ZM207 16H208V15H207ZM207 16H206V17H207ZM235 16H234V18H233V16H232L233 20L236 19ZM262 16H263V15H262ZM30 17H32V16L30 15V16H29V19H30ZM36 17H37V14H36ZM36 17H35V18H36ZM78 17H79V16H78ZM83 17H84V16H83ZM90 17H91V15H90ZM90 17H89V19H90ZM109 17H110V16H109ZM148 17H149V16H148ZM172 17L174 18V16H172ZM185 17L187 18V15H186V14H185V16H183V18H184L183 20H185ZM222 17H223V15H222ZM260 17H261V16H260ZM6 18H7V17H6ZM8 18H9V16H8ZM35 18H34V19H35ZM94 18H95V16H94ZM94 18H93V19H94ZM99 18H100V17H99ZM102 18H103V17H102ZM118 18L121 19V16H120V17L118 16ZM136 18H137V19H136ZM144 18L147 19L146 16H145ZM157 18L159 19L158 16H157ZM157 18L155 17V20H156V21H157ZM196 18H197V17H196ZM201 18H202V19H201ZM210 18H211V17H210ZM228 18H229V16H228ZM232 18H231V19H232ZM15 19H16V18H15ZM17 19H19V18L17 17ZM44 19H45V16H44ZM48 19H49V18H48ZM48 19H46V21L44 20V21L46 22V24H47V22H48V21H47ZM74 19H75V18H74ZM87 19H88V18H87ZM93 19H92V20H93ZM97 19H98V18H97ZM97 19H96V20H97ZM104 19H105V17H104ZM141 19H142V18H141ZM145 19H144V20H145ZM177 19H178V18H177ZM180 19H181V17H180ZM189 19H191V18H189ZM206 19H207V18H206ZM223 19H224V18H223ZM223 19H221V20H223ZM248 19H249V18H248ZM248 19H247V20H248ZM256 19H258V18H256ZM260 19H261V18H260ZM260 19H258V21H260ZM22 20H23V19H22ZM27 20H28V19H26V22H27ZM39 20H40V19H39ZM50 20H51V19H50ZM81 20H82V17H81ZM85 20H86V19H85ZM96 20H95V21H96ZM126 20H127V19H126ZM132 20H130V22H129V24L131 23V25L133 24V22H135V21L131 22ZM196 20H199V19H196ZM209 20H210V19H209ZM4 21H5V20H4ZM34 21H35V20H34ZM34 21H33V22H34ZM40 21H41V20H40ZM44 21H43V22H44ZM61 21H62V20H61ZM87 21H89V20H87ZM122 21H123V20H122ZM128 21H129V19H128ZM137 21H139V19H138ZM140 21H143V20H140ZM140 21H139V22H140ZM147 21H148V19H147ZM187 21H188V20H187ZM191 21H192V20H191ZM204 21H205V20H204ZM234 21H235V20H234ZM234 21H233V22H234ZM241 21H242V20H241ZM256 21H257V20H256ZM258 21H257V22H258ZM2 22H3V21H2ZM7 22H8V21H7ZM31 22H32V19H31ZM33 22H32V24L35 25ZM38 22H39V21H38ZM45 22H44V24H45ZM49 22H50V21H49ZM49 22H48V23H49ZM89 22H90V21H89ZM119 22H120V21H119ZM123 22H125V21H123ZM143 22H144V21H143ZM150 22H149V23H150ZM184 22H185V21H184ZM254 22H255V21H254ZM263 22H264V21H263ZM35 23H36V22H35ZM39 23H40V22H39ZM39 23H38V25H35L34 27L37 28V26L40 25ZM53 23H54V22H53ZM63 23H64V22H63ZM66 23H67V22H66ZM80 23H81V22H80ZM137 23H138V22H137ZM137 23H134L135 26L137 27L136 30L139 29V28H138V25H136ZM152 23H153V22H152ZM199 23H200V22H199ZM261 23H262V22H261ZM13 24H14V23H13ZM28 24H30V20L28 21ZM55 24H56V23H55ZM92 24H93V22H92ZM96 24H97V23H96ZM104 24H105V21H104ZM123 24H124V23H123ZM123 24L119 23V25H122V26H123ZM134 24H133V25H134ZM141 24H142V23H141ZM145 24H146V22H145ZM145 24H143V25L145 26V28H143L144 30H145L146 27H147V25H145ZM150 24H151V23H150ZM154 24H155V21H154ZM157 24H158V23H157ZM157 24H156V25H157ZM160 24H161V23H160ZM195 24H196V23H195ZM203 24H204V23H203ZM205 24H206V23H205ZM205 24H204V25H205ZM207 24H208V23H207ZM210 24H212V23H210ZM239 24H240V23H239ZM242 24H243V23H242ZM255 24H256V23H255ZM11 25H12V24H11ZM30 25H31V24H30ZM56 25H57V24H56ZM65 25H66V24H65ZM244 25H245V24H244ZM256 25H258V24H256ZM259 25H261V24H259ZM47 26H48V25H47ZM47 26H46V27H47ZM53 26H55V25L53 24ZM94 26H95V25H94ZM103 26H104V25H102V27H103ZM107 26H108V25H107ZM113 26H114V25H113ZM113 26H112V27H113ZM127 26H129L128 23H127ZM154 26H155V25H154ZM161 26H162V25H161ZM190 26H191V25H190ZM226 26H227V25H226ZM236 26H237V24H236ZM262 26H263V24H262ZM17 27H18V25H17ZM24 27L26 28V31H27V28H29V26H25V25H24ZM32 27H33V26H32ZM32 27H31V28H32ZM39 27H42V26H39ZM55 27H56V26H55ZM55 27H54V28H55ZM87 27H88V26H87ZM112 27H111V28H112ZM119 27H120V26H119ZM141 27H142V25H141ZM141 27H140V30H141ZM150 27H151V26H150ZM156 27H157V26H156ZM158 27H160V26H158ZM212 27H213V26H212ZM212 27H211V28H212ZM237 27H238V26H237ZM245 27H246V26H245ZM254 27H255V26H254ZM260 27H261V26H260ZM25 28H24V31H25ZM54 28H53V29H54ZM56 28H57V27H56ZM88 28H89V27H88ZM92 28H93V27H92ZM100 28H101V27H100ZM120 28H121V27H120ZM163 28H164V27H163ZM170 28H171V27H170ZM216 28H217V27H216ZM16 29H17V28H16ZM33 29H35V28H33ZM82 29H83V28H82ZM89 29H90V28H89ZM243 29H244V28H243ZM30 30H31V29H29V31H30ZM41 30H42V29H41ZM46 30H47V29H46ZM64 30H65V29H64ZM74 30H75V29H74ZM97 30H98V29H97ZM102 30H103V29H102ZM123 30H124V29H123ZM149 30H150V28H149ZM154 30H155V29H154ZM171 30H172V29H171ZM188 30H189V29H188ZM256 30H257V28H256ZM261 30H262V29H261ZM4 31H5V30H4ZM32 31H33V30H32ZM43 31H44V32H47L48 30H47V31L43 30ZM77 31L79 32L78 29H77ZM120 31H121V29H120ZM120 31H119V32L117 31V32L120 33ZM141 31H142V30H141ZM146 31H147V30H146ZM156 31H157V30H156ZM156 31H153V32H156ZM159 31H160V29H159ZM257 31H259V30H257ZM262 31H264V29H263ZM10 32H11V31H10ZM36 32H37V30H36ZM44 32H42V33L45 34ZM49 32H50V31H49ZM49 32H48L47 34H50ZM58 32H59V31H58ZM66 32H67V31H66ZM80 32H81V31H80ZM92 32H95V31H92ZM104 32H105V31H104ZM123 32H124V31H123ZM135 32H136V31H135ZM138 32H139V30H138ZM147 32H148V31H147ZM151 32H152V30H151ZM187 32H188V31H187ZM190 32H191V31H190ZM193 32H194V31H193ZM205 32H206V31H205ZM215 32H216V31H215ZM253 32H254V31H253ZM12 33H13V32H12ZM25 33H26V32H25ZM27 33H28V31H27ZM27 33H26V35H25L26 37H28V34H27ZM29 33H30V32H29ZM33 33H34V32H33ZM42 33H40V35H41V36L39 37L40 39H41V37L43 36ZM68 33H69V32H68ZM70 33H71V32H70ZM84 33H85V32H84ZM125 33H127V32H125ZM159 33H160V32H158V34H159ZM165 33H166V30H165ZM165 33H163V34H165ZM184 33H185V32H184ZM211 33H212V31H211ZM248 33H249V32H248ZM250 33H251V32H250ZM254 33H257V32H254ZM259 33H260V32H259ZM2 34H4V33L2 32ZM6 34H8V32H7ZM31 34H32V33H31ZM34 34H35V33H34ZM37 34H38V33H37ZM82 34H83V33H82ZM93 34H94V33H93ZM101 34H102V33H101ZM122 34H123V33H122ZM133 34H134V33H133ZM140 34H141V32H140ZM150 34H152V33H150ZM153 34H154V33H153ZM179 34H180V33H179ZM194 34H195V32H194ZM217 34H218V33H217ZM223 34H224V33H223ZM261 34H262V33H261ZM20 35H21V34H20ZM29 35H30V34H29ZM95 35H96V34H95ZM126 35H127V34H126ZM135 35H136V34H135ZM142 35H143V34H142ZM144 35H145V34H144ZM146 35H147V34H146ZM159 35H160V34H159ZM165 35H166V34H165ZM165 35H164V36H165ZM190 35H191V34H190ZM204 35H205V33H204ZM210 35H211V34H210ZM215 35H216V33H215ZM245 35H246V34H245ZM251 35H252V33H251ZM251 35H249V36L251 37ZM253 35H256V34H253ZM253 35H252V36H253ZM6 36H8V35H6ZM36 36H37V35H35V38H36V40H37L38 37H36ZM45 36H47V35H44L43 37L45 38ZM48 36H49V35H48ZM98 36H99V34H98ZM136 36H137V35H136ZM164 36H163V37H164ZM168 36H169V35H168ZM256 36L259 37V35H256ZM261 36H262V35H261ZM1 37H2V35H1ZM1 37H0V38H1ZM9 37H11V36H9ZM9 37H8V38H9ZM32 37H33V36H32ZM43 37H42V39H43ZM50 37H51V36H50ZM74 37H75V36H74ZM81 37H82V36H81ZM83 37H84V36H83ZM90 37H91V36L89 35V39H90ZM93 37H94V36H93ZM93 37H91V38H93ZM122 37H123V36H122ZM122 37H121V40H122ZM129 37H130V36H129ZM140 37H141V35H140ZM142 37H143V36H142ZM144 37L146 38V36H144ZM154 37H155V36H154ZM161 37H162V36H161ZM188 37H189V36H188ZM196 37H197V36H196ZM198 37H199V36H198ZM206 37H208V36H206ZM235 37H236V35H235ZM5 38H7V37H5ZM19 38H20V37H19ZM24 38H25V37H24ZM29 38H30V37H29ZM118 38H119V37H118ZM145 38H144V41L147 40V39H145ZM147 38H149V37L147 36ZM165 38H166V36H165ZM186 38H187V37H186ZM209 38H210V37H209ZM211 38H212V36H211ZM245 38H246V37H245ZM247 38H248V37H247ZM251 38H252V37H251ZM255 38H256V37H253V39H255ZM20 39H21V38H20ZM20 39H19V40H20ZM95 39H96V38H95ZM97 39H98V38H97ZM99 39H100V38H99ZM99 39H98V40H99ZM101 39H102V38H101ZM150 39H151V38H150ZM150 39H149V40H150ZM153 39L155 40V38H153ZM161 39H162V38H161ZM191 39H192V38H191ZM193 39H194V38H193ZM193 39H192L191 41H193ZM204 39H205V38H204ZM214 39H215V38H214ZM11 40H12V39H11ZM15 40H16V39H15ZM25 40H26V38H25ZM25 40H24V41H25ZM36 40L34 39V42H35ZM46 40H48V38H47ZM49 40H50V38H49ZM71 40H73V39H71ZM78 40H79V39H78ZM123 40H124V39H123ZM131 40H132V39H131ZM165 40H168V39H165ZM199 40H201V38H199ZM246 40H247V39H246ZM246 40H245V41H246ZM250 40H251V39H250ZM16 41L18 42V40H16ZM27 41H28V39H27ZM31 41L33 42V38H31ZM31 41H30V39H29L28 44H26V46L28 45L29 48H32L31 46H34V45H31V44H35V43H36V42H35V43H34V42L31 43ZM37 41H39V40H37ZM57 41H58V40H57ZM88 41H89V40H88ZM96 41H97V40H96ZM105 41H106V40H105ZM144 41H143V42H144ZM151 41H153V40H150V41H149L150 44L152 43ZM157 41H158V40H157ZM186 41H187V40H186ZM204 41L206 42V40H204ZM243 41H244V40H243ZM251 41H253V40H251ZM20 42H21V41H20ZM22 42H23V41H22ZM25 42H26V41H25ZM29 42H30V44H29ZM48 42H49V41H48ZM66 42H67V41H66ZM80 42H81V41H80ZM163 42H164V41H163ZM201 42H202V41H201ZM235 42H236V41H235ZM2 43H3V42H2ZM7 43H8V42H7ZM45 43H46V42H45ZM49 43H50V42H49ZM84 43H85V41L83 42V44H84ZM94 43H95V40H94ZM155 43H156V42H155ZM157 43H158V42H157ZM157 43H156V44H157ZM165 43H166V42H165ZM189 43H190V42H189ZM18 44H19V43H18ZM18 44H17V45H18ZM37 44H38V46L36 45V46H35L36 48L39 47L40 41H39V43L37 42ZM54 44H55V43H54ZM92 44H93V43H92ZM92 44H90L89 46H91ZM104 44H105V43H104ZM104 44H103V45H104ZM130 44H131V43H130ZM134 44H135V43H134ZM242 44H243V43H242ZM253 44H254V43H253ZM2 45H3V44H2ZM12 45H13V44H12ZM17 45H16V46H17ZM29 45H31V46H29ZM43 45H46V44H43ZM50 45H51V44H50ZM70 45H71V44H70ZM77 45H79V44H77ZM77 45H76V46H77ZM97 45H98V44H97ZM99 45H101V44L99 43ZM118 45H119V44H118ZM137 45H139V44H137ZM152 45H153V44H152ZM157 45H158V44H157ZM159 45H160V44H159ZM191 45H193V43H192ZM195 45H196V44H195ZM201 45H202V44H200V46H201ZM203 45H204V44H203ZM251 45H252V44H251ZM257 45H258V44H257ZM14 46H15V44H14ZM22 46H23V45H22ZM40 46H41V44H40ZM46 46H47V45H46ZM61 46H62V45H61ZM71 46H73V45H71ZM79 46H80V45H79ZM79 46H78V47H79ZM85 46H86V45H85ZM85 46H83V47H85ZM94 46L97 47L96 45H94ZM128 46H129V45H128ZM135 46H136V44H135ZM148 46L151 47L150 45H148ZM198 46H199V45H198ZM248 46L250 47V45H247V47H248ZM253 46H254V45H253ZM3 47H4V46H3ZM6 47H8V46H6ZM9 47H10V48H9ZM9 47H8V48H9L10 51H11L13 48H11V46H9ZM12 47H13V46H12ZM17 47H18V46H17ZM35 47L32 48L33 50H29L27 47H22L23 50H20L21 53H22V51L24 52V54H23L22 56H21V53L19 52V50H18L17 52H14V53H15V54L17 53V55H19L18 58H20V57L22 58V57H23V59L25 58V57H24L25 54H26L27 56L32 55V56H31L32 58H33V57L35 58L36 55H38V57H39V53H41V51H40L39 53L36 52V51L39 50L40 48H37V50H36ZM80 47H81V46H80ZM80 47H79V48H80ZM117 47H118V46H117ZM130 47H131V46H130ZM130 47H129V48H130ZM132 47H133V46H132ZM132 47H131V49H132ZM139 47H142V45L139 46ZM139 47H136V48L139 50ZM153 47H154V46H153ZM210 47H212V46H210ZM233 47H234V46H233ZM244 47H246V45H245ZM0 48H1V43H0ZM14 48H15V47H14ZM19 48H20V47H19ZM19 48H18V49H19ZM24 48H25V49H28L29 51L26 50V51H27V52H26V51L24 50ZM34 48H35V49H34ZM42 48H43V47H41V49H42ZM47 48H48V46H47ZM51 48H53V47H51ZM113 48H114V47H113ZM122 48H123V47H122ZM136 48H133V49L135 50ZM147 48H148V47H147ZM147 48H146V49H147ZM157 48H158V47H157ZM189 48H190V47H189ZM199 48H200V47H199ZM215 48H216V47H215ZM250 48H251V47H250ZM254 48H255V47H254ZM1 49H3V48H1ZM9 49H8V50H9ZM41 49H40V50H41ZM45 49H46V48H45ZM49 49H50V48H49ZM49 49H46L47 52L49 51ZM86 49H87V48H86ZM102 49H104V48L102 47ZM150 49H152V48H150ZM154 49H155V47L153 48V50H154ZM34 50H35V51H34ZM51 50H53V49H50V51H51ZM76 50H77V49H76ZM84 50H85V48H84ZM91 50H92V49H91ZM114 50H116V49H114ZM134 50H133V51H134ZM147 50H149V49H147ZM235 50H236V49H235ZM5 51H6V50H5ZM53 51H55V50H53ZM53 51H51V52H53ZM61 51H62V50H61ZM61 51H60V52H61ZM79 51H80V50H79ZM86 51H87V50H86ZM94 51H95V50H94ZM101 51H102V50H101ZM123 51L127 53V51H125V50H123ZM139 51H140V50H139ZM210 51H212V50H210ZM43 52H45L44 49H43ZM70 52H71V51H69V54H70ZM92 52H93V51H92ZM115 52H116V51H115ZM115 52H114V53H115ZM117 52H118V51H117ZM191 52H192V51H191ZM242 52H244V51H242ZM49 53H50V52H49ZM62 53H64V52H62ZM88 53H89V52H88ZM93 53H94V52H93ZM136 53H137V51H136ZM138 53H139V52H138ZM145 53H146V52H145ZM189 53H190V52H189ZM209 53H210V52H209ZM216 53H217V52H216ZM231 53H232V52H231ZM234 53H235V52H234ZM257 53H258V52H257ZM1 54H2V53H1ZM45 54H47V53H44V55H43V54H42V55L40 54V56H44L43 58H46V57H45ZM55 54H57V53H55ZM64 54H65V53H64ZM64 54H63V55H64ZM66 54H68V53H66ZM69 54H68V55H69ZM74 54H75V53H74ZM76 54H77V52H76ZM76 54H75L74 56H76ZM79 54H80V52H79ZM123 54H124V53H123ZM169 54H170V53H169ZM212 54H213V53H212ZM239 54L241 55V53H239ZM254 54H255V53H254ZM17 55H16V57H17ZM47 55H48V54H47ZM50 55H51V54H50ZM53 55H54V54H53ZM92 55H94V54H92ZM95 55H96V54H95ZM136 55H137V54H135V56H136ZM205 55H206V54H205ZM225 55H226V53H225ZM230 55H231V54H230ZM244 55H246V54H244ZM244 55H242V56H244ZM48 56H49V55H48ZM48 56H47V57H48ZM58 56H59V53H58ZM61 56H62V55H61ZM61 56H60V58H61ZM64 56H65V55H64ZM81 56H82V55H81ZM85 56H87V55H85ZM89 56H90V55H89ZM102 56H103V55H102ZM112 56H113V55H112ZM122 56H123V55H122ZM122 56H121V57H122ZM127 56L129 57V55H126V54H125V57H127ZM186 56H187V55H186ZM236 56H237V55H236ZM236 56H235V57H236ZM38 57H37V58H38ZM49 57H50V56H49ZM78 57H79V55H78ZM83 57H84V56H83ZM83 57H82V60H83V62H84V59H85V58L83 59ZM115 57H116V56H115ZM172 57H173V56H172ZM215 57H216V56H215ZM240 57H241V56H240ZM21 58H20V59H21ZM26 58H29V59H30V57H26ZM26 58H25V61L27 62V64H29L32 60H30L29 63H28V61H27L28 59L26 60ZM39 58H40V57H39ZM53 58H54V57H53ZM53 58H52V59H53ZM68 58H69V56H68ZM71 58H72V57H71ZM76 58H77V57H76ZM76 58H75V59H76ZM80 58H81V57H80ZM86 58H87V57H86ZM118 58H119V57H118ZM135 58H136V57H134V59H135ZM140 58H141V57H140ZM194 58H195V57H194ZM232 58H233V57H232ZM238 58H239V55H238ZM241 58H242V57H241ZM241 58H239V59H241ZM257 58H258V57H257ZM259 58H260V57H259ZM46 59L49 60V58H46ZM52 59H50V60H52ZM61 59H62V58H61ZM61 59H60V60H61ZM65 59H67V57H66ZM78 59H79V58H78ZM103 59H104V58H103ZM116 59H117V58H116ZM120 59L122 60V58H120ZM125 59H126V58H125ZM170 59H171V58H170ZM192 59H193V58H192ZM215 59H216V58H215ZM234 59H235V58H234ZM260 59H261V58H260ZM3 60L6 61V63H7L6 65L9 64V63H8L9 60H5V59H3ZM18 60H19V59H18ZM34 60H35V59H34ZM34 60H33V61H34ZM44 60H45V59H43V62H44ZM63 60H64V59H63ZM93 60H95V59H93ZM93 60H92V61H93ZM126 60H127V59H126ZM130 60H131V59H129V62H130ZM142 60H143V59H142ZM160 60H161V59H160ZM160 60H158V62H159ZM195 60H196V59H194V61H195ZM20 61H21V60H20ZM39 61H40V60H39ZM66 61H67V60H66ZM68 61H69V60H68ZM86 61H87V60H85V62H86ZM88 61H89V59H88ZM101 61H102V60H101ZM105 61H106V60H105ZM167 61H168V60H167ZM167 61H166V62H167ZM189 61H190V60H189ZM201 61H202V60H201ZM215 61H216V60H215ZM221 61H222V60H221ZM221 61H220V62H221ZM233 61H234V60H233ZM245 61H246V60H245ZM10 62H11V61H10ZM22 62H23V61H22ZM35 62H38V61L36 60ZM40 62H42V60H41ZM43 62H42V63H43ZM58 62H60V61L58 60ZM62 62H65V60L62 61ZM71 62H72V61H71ZM76 62H77V59H76ZM85 62H84V63H85ZM118 62H119V61H118ZM137 62H138V61H137ZM166 62H165V63H166ZM170 62H171V61H170ZM176 62H177V61H176ZM190 62H191V61H190ZM225 62H226V61H225ZM253 62H254V61H253ZM1 63H2V64H1ZM12 63H13V62H12ZM24 63H25V62H24ZM67 63H68V62H67ZM67 63H64V64L67 65V66H68V64H69V65H70V66H68L69 68L72 67L71 64H70V61H69L68 64H67ZM73 63H74V62H73ZM86 63H88V62H86ZM86 63H85V65H86ZM124 63H126V62H123V64H124ZM159 63H160V62H159ZM182 63H183V62H182ZM193 63H194V62H193ZM210 63H211V62H210ZM232 63H233V62H232ZM234 63H236V65H237V62H236V61H235ZM4 64H5L4 62H0V74H1V72H2V71H1V70H2V65H4ZM13 64H16V63H13ZM34 64H35V63H34ZM36 64H40V63L38 62V63H36ZM47 64H48V63H47ZM91 64H92V63H91ZM91 64H90V65H91ZM131 64H134V63L132 62ZM140 64H141V63H140ZM161 64H162V63H161ZM170 64H171V63H170ZM177 64H178V63H177ZM239 64H240V63H239ZM30 65H31V63H30ZM30 65H27V66H30ZM32 65H33V64H32ZM58 65H59V64H58ZM65 65H62V66H65ZM85 65H84V66H85ZM87 65H88V64H87ZM90 65H89V66H90ZM97 65H98V64H97ZM104 65H105V64H104ZM106 65H107V64H106ZM126 65H127V64H126ZM143 65H145V64H143ZM155 65H156V64H155ZM158 65H160V64L157 63V66H158ZM171 65H172V64H171ZM190 65H191V64H190ZM214 65H215V64H214ZM236 65H235V66H236ZM11 66H12V65H11ZM36 66H37V65H36ZM38 66H39V65H38ZM67 66H66V69H68ZM91 66H92V65H91ZM95 66H96V65H95ZM98 66H99V65H98ZM107 66H108V65H107ZM128 66H129V65H128ZM151 66H152V65H151ZM161 66H162V65H161ZM168 66H169V65H168ZM175 66H176V65H175ZM177 66H178V65H177ZM192 66H193V65H192ZM217 66H218V65H217ZM217 66H216V67H217ZM219 66H221V65H219ZM4 67H5V65L3 66V68H4ZM7 67H9L8 69L11 70V67H10V66H7ZM15 67H18V66L16 65ZM34 67H35V66H34ZM56 67H57V66H56ZM58 67H59V66H58ZM74 67H75V66H74ZM74 67H73V68H74ZM79 67H80V66H79ZM79 67H78V68H79ZM86 67H87V66H86ZM86 67H85V68H86ZM130 67H131V66H130ZM133 67H134V66H133ZM141 67H142V66H141ZM149 67H150L149 65H148V66L146 65V68H144V69H147V68H149ZM153 67H154V66H153ZM153 67H152V69H153ZM233 67H234V65H233ZM238 67H239V65H238ZM41 68L43 69V67H41ZM61 68H62V67H61ZM64 68H65V67H64ZM64 68H63V69H64ZM88 68H91V67H88ZM92 68H93V69L95 68L94 65H93ZM107 68H109V67H107ZM126 68H127V67H126ZM126 68H125V69H126ZM159 68H160V66H159ZM162 68H163V67H162ZM162 68H161V69H162ZM193 68H194V67H193ZM193 68H192V69H193ZM204 68H205V67H204ZM234 68H235V67H234ZM245 68H246V67H244V68L242 69V71L244 70V72H245ZM259 68L261 69V67H259ZM5 69H6V68L3 69L4 71L2 72V74H3L4 72L6 73V71L8 70V69H7V70L5 71ZM16 69L18 70V68H16ZM45 69H48V68H46V66H45ZM49 69H50V68H49ZM49 69H48V70H49ZM59 69H60V68H59ZM63 69H62V70H63ZM75 69H76V68H75ZM95 69H96V68H95ZM142 69H143V67H142ZM149 69H150V68H149ZM149 69H147V70L150 71ZM152 69H151V70H152ZM154 69H156V68H154ZM154 69H153V71H154ZM174 69H175V68H174ZM197 69H198V67H197ZM218 69H219V68H218ZM10 70H9V71H10ZM89 70H90V69H89ZM89 70H88V72H89ZM97 70H98V69H97ZM104 70H105V69H104ZM127 70H128V69H127ZM177 70H178V69H177ZM223 70H224V69H223ZM234 70H236V68H235ZM240 70H241V69H240ZM247 70H248V71H247ZM255 70L259 71L258 68L255 69ZM261 70H262V69H261ZM9 71H7V74H8ZM14 71L16 72V70H13V69H12V72H14ZM18 71H19V70H18ZM73 71H74V70H73ZM95 71H96V70H95ZM148 71H146V72H148ZM163 71H164V70H163ZM163 71H162V72H163ZM167 71H168V70H167ZM200 71H201V70H200ZM224 71H225V70H224ZM224 71H223V72H224ZM237 71H239V69H238ZM237 71H236V72H237ZM246 71L249 72V74H250V71H251V70H250V69H246ZM12 72H10V73H12ZM15 72H14V73H15ZM27 72H28V71H27ZM46 72H47V71H46ZM55 72H56V70H55ZM62 72H63V71H62ZM86 72H87V70H86ZM91 72H92V70H91ZM91 72L89 73L90 76H91V74H92ZM98 72H100V71H98ZM109 72H110V71H109ZM112 72H113V71H112ZM138 72H139V71H138ZM158 72H160V70H158ZM164 72H165V71H164ZM182 72H183V71H182ZM203 72H204V71H203ZM209 72H210V71H209ZM213 72H214V71H213ZM259 72H261V71H259ZM259 72H257V73H259ZM10 73H9V74H10ZM31 73H32V72H31ZM56 73H58V72H56ZM59 73H61V72H59ZM63 73H64V72H63ZM70 73H71V72H70ZM75 73H76V72H75ZM93 73H94V72H93ZM107 73H108V72H107ZM117 73H118V72H117ZM151 73H152V72H151ZM155 73H157V71H156ZM155 73H154V75H155ZM160 73H161V72H160ZM160 73H159V75H160ZM173 73H174V72H173ZM184 73H185V72H184ZM216 73H217V72H216ZM221 73H222V72H221ZM238 73H240V72H237V76H238ZM245 73H246V72H245ZM2 74H1V75H2ZM12 74H13V73H12ZM15 74H16V77H17V72H16ZM15 74H14V75H15ZM25 74H26V73H25ZM32 74H33V73H32ZM39 74H40V73H39ZM43 74H44V73H43ZM67 74H68V73H65L66 77H67ZM97 74H98V73H97ZM139 74H140V73H139ZM152 74H153V73H152ZM182 74H183V73H182ZM182 74H181V75H182ZM204 74H205V73H204ZM211 74H212V73H211ZM217 74H218V73H217ZM241 74H243V73H241ZM249 74H248V76H249ZM3 75H4V74H3ZM3 75H2V77H3ZM5 75H6V74H5ZM18 75H19V79H20V73H18ZM29 75H31V74H29ZM46 75H48V74H46ZM57 75H58V74H57ZM63 75H64V74H63ZM70 75H71V74H70ZM114 75H115V74H114ZM123 75H124V74H123ZM154 75H151V77L153 78ZM161 75H162V74H161ZM167 75H168V74H167ZM167 75L165 74V76L163 75V77H166ZM169 75H170V74H169ZM197 75H199V74H197ZM202 75H203V74H202ZM221 75L223 76V74H221ZM225 75H229L228 72H227V74H225ZM225 75H224V76H225ZM261 75H263V74H261ZM6 76H7V75H6ZM6 76L3 77V78H5V82H6V83H5V82H4V83H5L6 85H8V84H7L8 82H7V80H6V79H8V78H6ZM8 76H9V75H8ZM10 76H11V75H10ZM74 76H75V75H74ZM90 76H89V79L91 78ZM92 76H93V75H92ZM95 76H96V74H95ZM111 76H112V75H110L109 77H111ZM140 76H141V75H140ZM145 76H146V74H145ZM148 76H150V74H148L147 77H148ZM184 76H185V75H184ZM188 76H189V75H188ZM219 76H220V75H219ZM232 76H233V74H232ZM252 76H253V75H252ZM257 76H258V75H257ZM28 77H29V76H28ZM38 77H39V76H38ZM48 77H49V75H48ZM58 77H59V76H58ZM87 77H88V74H87L86 78H87ZM96 77H97V79H99L98 76H96ZM106 77H107V74H106ZM106 77H105V79H106ZM115 77H116V76H115ZM130 77H131V76H130ZM141 77H142V76H141ZM147 77H145V78H147ZM154 77H155V80L157 79L156 81L158 82V78H156L157 76H154ZM160 77H162V76H160ZM160 77H159V80H160V79L163 80V79L160 78ZM175 77H176V76H174V78H175ZM250 77H251V76H250ZM262 77H263V76H262ZM9 78H10V77H9ZM31 78H32V77H31ZM33 78H34V76H33ZM39 78H40V77H39ZM43 78H44V76H43ZM50 78H51V77H50ZM71 78H72V77H71ZM74 78H75V77H74ZM74 78H73V81H74ZM76 78H77V75H76ZM111 78H113V76H112ZM116 78H117V77H116ZM167 78H168V77H167ZM170 78H171V77L169 76V80H170ZM178 78H179V77H178ZM186 78H187V77H186ZM219 78L221 79V77H219ZM244 78H245V77H244ZM15 79H16V80H15ZM15 79H14V81H13V77L11 78V82H10V84L8 85V86H10V87H9L10 89H11L12 82H13V85H12V86L16 87V86L18 85V84H17V85H14V84H15L14 82L17 81V78H15ZM19 79H18V81H19ZM26 79H27V78H26ZM34 79H35V78H34ZM34 79H32V80H34ZM77 79H78V78H77ZM82 79H83V78H82ZM89 79H88V80H89ZM92 79H94V78L92 77ZM92 79H91V80H92ZM100 79H101V78H100ZM102 79H103V78H102ZM136 79H137V78H136ZM149 79H150V78L148 77V80H149ZM153 79H154V78H153ZM165 79H166V78H164V80H165ZM189 79H190V78H189ZM222 79H223V77H222ZM225 79H227V76H225ZM228 79H229V78H228ZM228 79H227V81L225 80L227 83H228L229 80H230V79H229V80H228ZM248 79H249V77H248ZM0 80H2V81H0V82L3 83V80H4V79L1 78ZM44 80H45V79H44ZM48 80H49V79H48ZM48 80H47V81H48ZM52 80L54 81L55 79H52ZM60 80H61V79H60ZM65 80H66V79H65ZM69 80H71V79L68 78L67 82H68ZM75 80H76V79H75ZM109 80H111V79H109ZM116 80H117V79H116ZM146 80H147V79H145V81H146ZM210 80H211V79H210ZM218 80H219V79H218ZM237 80H238V79H237ZM240 80H242V79H240ZM9 81H10V80H9ZM38 81H39V80H38ZM40 81H42V80L40 79ZM63 81H64V80H63ZM79 81H81V80L79 79ZM102 81H103V80H102ZM112 81H113V80H112ZM145 81H144V82H145ZM165 81H166V80H165ZM167 81H168V80H167ZM171 81H172V78H171ZM175 81H176V80H175ZM175 81H173V82H175ZM188 81H189V80H188ZM208 81H209V80H208ZM213 81H214V79H213ZM232 81H233V80H232ZM19 82H20V81H19ZM19 82H18V83H19ZM34 82H35V81H34ZM60 82H61V81H60ZM64 82H65V81H64ZM100 82H101V81H100ZM109 82H111V81H109ZM148 82H149V81H148ZM151 82H152V81H151ZM169 82H170V81H169ZM177 82H178V81H177ZM180 82H181V81H180ZM180 82H179V83H180ZM189 82H190V81H189ZM230 82H231V80H230ZM235 82H236V81H235ZM2 83H1V84H2ZM21 83H22V80H21ZM21 83H20V84H21ZM52 83H55V82H52ZM68 83H69V82H68ZM68 83H64V84H68ZM71 83H72V82H71ZM74 83H78V82H74ZM90 83H91V82H90ZM93 83H94V82H93ZM104 83H105V82H104ZM125 83L127 84V80H126ZM141 83H143V82L141 81ZM149 83H150V82H149ZM181 83H184V84L182 85V86H184L186 82H181ZM223 83H224V82H223ZM227 83H226V84H227ZM260 83H261V82H260ZM22 84H24V83H22ZM48 84H51V83L48 82ZM69 84H70V83H69ZM81 84H82V83H81ZM106 84H107V83H106ZM111 84H112V83H111ZM119 84H120V83H119ZM122 84H123V83H122ZM146 84H147V83H146ZM151 84H152V83H151ZM154 84H155V83H154ZM226 84H225V85H226ZM228 84H229V83H228ZM240 84H242V83H240ZM240 84H239V85H240ZM252 84H253V83H252ZM3 85H4V84H3ZM3 85H0V88H1V86H3ZM25 85H26V83H25ZM25 85H24V88H23V86H21V85H19V87L17 86V87H16V90H15L14 87H13V88H14V91H16V93L18 94V96L20 95V92H22L23 95H24V97L27 98L26 102H27L28 99H29L30 102L28 101V103H31V99H32V98H37V96H39V95L36 96V95L33 94V93H34V92H33V93H32V94H33V97H32V95L28 92V87L25 86ZM27 85H28V84H27ZM61 85H62V84H61ZM61 85H60V86H61ZM85 85H86V83H85ZM85 85H84V87H85ZM96 85H97V84H96ZM104 85H105V84H104ZM120 85H121V84H120ZM170 85H172V87H173V83H171ZM179 85H180V84H179ZM230 85L232 86V85H234V84H232V82H231ZM230 85H228V88L230 87ZM249 85H250V84H249ZM8 86H7V87H8ZM28 86H29V85H28ZM52 86H53V84H52ZM52 86H51V87H52ZM87 86H88V84H87ZM89 86H90V84H89ZM92 86H93V84H92ZM116 86H117V85H116ZM145 86H146V85H145ZM150 86H151V85H150ZM152 86H153V84H152ZM156 86H157V84L155 85V87H156ZM180 86H181V85H180ZM221 86H223V84H222ZM235 86H236V87H239V86H237V82H236V85H234V86H232V87L235 88ZM242 86H243V85H242ZM260 86H261V85H260ZM3 87H4V86H3ZM3 87H2V88H3ZM7 87H6L5 89L8 90ZM25 87H27V90L25 89ZM31 87H32V86H31ZM31 87H30V88H31ZM57 87H58V86H57ZM81 87H82V85H81ZM142 87H143V86H142ZM153 87H154V86H153ZM158 87H159V86H158ZM184 87H185V86H184ZM186 87H187V86H186ZM192 87H193V86H192ZM224 87H225V86H224ZM2 88H1V89H2ZM21 88H23V90L19 92L18 90H20ZM30 88H29V89H30ZM68 88L72 90V88H74V85H73L71 88H70V86H69ZM77 88H79V85H78ZM85 88H86V87H85ZM85 88H83V89H85ZM90 88H91V87H90ZM144 88H145V87H144ZM159 88H160V87H159ZM163 88H164V87H163ZM228 88L226 87V89H228ZM230 88H231V87H230ZM234 88H233V89H234ZM239 88H240V87H239ZM241 88H242V87H241ZM241 88L238 89V90L240 91ZM249 88H250V87H249ZM1 89H0V90H1ZM5 89H4V90H5ZM17 89H18V90H17ZM32 89L35 90V87H33ZM32 89H31V90H32ZM69 89H68V90H69ZM75 89H76V88H75ZM80 89H81V88H80ZM80 89H77V91H78V90L80 91ZM122 89H123V88H122ZM152 89H153V88H152ZM154 89H155V88H154ZM154 89H153V90H154ZM243 89H245V88H243ZM243 89H242V90H243ZM252 89H253V88H252ZM2 90H3V89H2ZM2 90H1V91H2ZM4 90H3V92H4ZM38 90H40V89H38ZM68 90L65 89V91H62L63 94H66V97H68V96H69L68 94H70L69 92H71L70 90H69V91H68ZM73 90H74V89H73ZM73 90H72V91H73ZM91 90H92V88H91ZM95 90H98V89H95ZM153 90H152V92H153ZM158 90H159V89H158ZM160 90L162 91V89H160ZM166 90H168V87H167ZM166 90H165V91H166ZM175 90H176V88H175ZM235 90H236V89H235ZM238 90H237V91H238ZM250 90H251V89H250ZM1 91H0V96H1V94H2ZM14 91H13V92H14ZM17 91H18V92H17ZM67 91H68V92H67ZM86 91H87V89L85 90V92H86ZM122 91H124V90H122ZM154 91H155V90H154ZM173 91H174V90H173ZM176 91H177V90H176ZM181 91H182V90H181ZM30 92H31V91H30ZM80 92H81V91H80ZM152 92H151V93H152ZM167 92L169 93V91H167ZM174 92H175V91H174ZM185 92H186V91H185ZM230 92H232V89L230 90ZM242 92H243V91H242ZM258 92H259V91H258ZM16 93H15V94H16ZM71 93H72V92H71ZM74 93L76 94V92H73V94H74ZM86 93L88 94L89 92H86ZM153 93H154V95H156L157 90H156V92H153ZM153 93H152V94H153ZM158 93H159V92H158ZM158 93H157V94H158ZM183 93H184V92H183ZM221 93H222V92H221ZM239 93H240V95H241V94H242V95L245 94V96H246L247 91H246V92L244 91V94L241 93V92H239ZM4 94H5V93H4ZM77 94H78V92H77ZM79 94H80V93H79ZM129 94H130V93H129ZM148 94H149V92H148ZM160 94H161V92H160ZM164 94H165V93H164ZM175 94H176V92L174 93V95H175ZM184 94H185V93H184ZM234 94H236V93H234ZM21 95H22V94H21ZM58 95H59V94H58ZM67 95H68V96H67ZM90 95H92V94H90ZM177 95H178V94H177ZM177 95H176V96H177ZM212 95H213V94H212ZM212 95H211V96H212ZM219 95H220V94H219ZM238 95H239V94H238ZM240 95H239V96H240ZM242 95H241V98H240V99H243ZM247 95H248V94H247ZM18 96L16 95L15 98H17ZM35 96H36V97H35ZM51 96H52V95H51ZM56 96H57V95H56ZM70 96H71V95H70ZM88 96H89V95H88ZM122 96H123V94H122ZM152 96H153V95H152ZM167 96H168V95H167ZM167 96L164 95V97H167ZM185 96H186V95H185ZM236 96H237V94L235 95L234 98H233V97H232V98L235 99ZM239 96H237V97H239ZM3 97H4V96H3ZM6 97H7V96H6ZM22 97H23V96H22ZM24 97H23V98H24ZM31 97H32V98H31ZM44 97H46V96H44ZM48 97H49V96H48ZM59 97H62L61 99H63V100L65 99L64 96H60V95H59ZM63 97H64V98H63ZM72 97H73V95L70 97V99H71V100H70V103H71V101H74V100H72V99H74V98H72ZM75 97H76V95H75ZM86 97H87V95H86ZM158 97H159V96H158ZM161 97H163V96H161ZM169 97H170V96H169ZM181 97H183V96H181ZM193 97H194V94H193ZM26 98H25V99H26ZM30 98H31V99H30ZM68 98H69V97H68ZM68 98H66V100H67ZM142 98H143V97H142ZM170 98H171V97H170ZM177 98H178V96H177ZM179 98H180V97H179ZM224 98H225V97H223V99H224ZM229 98H230V97H229ZM252 98H253V97H252ZM1 99H2V96H1ZM13 99H14V98H13ZM18 99H19V98H18ZM25 99H24V100H25ZM49 99H50V98H49ZM80 99H81V97L79 98V101H80ZM157 99H158V98H157ZM163 99L165 100V98H163ZM163 99H162V100H163ZM167 99H168V98H167ZM172 99H173V97L170 99L171 101L169 100V101H170L169 103H171V105H174L175 100L173 99V101H172ZM236 99H237L236 103H237L238 100H239L238 104L240 103L241 106H242V103H244V101L246 100L245 98H244L245 100L243 99L244 101H241V100L238 99V98H236ZM236 99H235V100H236ZM15 100H16V99H15ZM19 100H21V96H20V99H19ZM32 100H34V99H32ZM37 100H39V99L37 98ZM37 100H35V101H37ZM83 100H85V99H83ZM100 100H101V99H100ZM144 100H145V99H144ZM182 100H183V99H181V101H182ZM196 100H197V99H196ZM228 100H229V99H228ZM228 100H226V101H228ZM253 100H254V99H253ZM3 101H4V98L2 99V102H3ZM139 101H140V100H139ZM141 101H142V100H141ZM166 101H168V100H166ZM176 101L179 102V99H178V100L176 99ZM216 101H217V100H216ZM231 101H232V100H231ZM246 101H247V100H246ZM0 102H1V101H0ZM4 102H5V101H4ZM24 102H25V101H24ZM32 102H33V101H32ZM41 102H42V101H41ZM56 102H57V101H56ZM58 102H59V101H58ZM58 102H57V104H56L57 106L59 105ZM65 102H66V101H65ZM67 102H68V104H70L68 100H67ZM87 102H88V101H87ZM132 102H133V101H132ZM146 102H147V101H145L144 103H146ZM172 102H174V103H172ZM241 102H242V103H241ZM10 103H11V101H10ZM51 103H53V102H51ZM59 103H60V102H59ZM91 103H92V101H91ZM141 103H142V102H141ZM152 103H153V101H152ZM162 103H163V102H162ZM164 103H165V102H164ZM169 103L167 104L168 106H169ZM196 103H197V102H196ZM228 103H229V102H228ZM245 103H246V102H245ZM0 104L3 105V106H2V108H3V107H4V103H0ZM25 104H26V103H25ZM34 104H35V103H34ZM36 104H37V103H36ZM48 104H49V103H48ZM61 104H62V103H61ZM64 104L66 105V103H64ZM86 104H87V103H86ZM147 104H148V103H147ZM154 104H155V102H154ZM154 104H153V106H154ZM156 104H157V103H156ZM175 104H176V103H175ZM177 104H180V103H177ZM238 104H237V105H238ZM27 105H28V104H27ZM50 105H52V104H50ZM50 105H49V107H50ZM62 105H63V104H62ZM65 105H64V106H65ZM71 105H72V104H71ZM74 105H75V104H74ZM157 105H158V104H157ZM162 105H164V104H162ZM209 105H210V104H209ZM211 105H212V104H211ZM216 105H217V104H216ZM230 105H232V102H231ZM235 105H236V104H235ZM235 105H234V106H235ZM237 105H236V107H237ZM243 105H248V102H247L246 104H243ZM28 106H29V105H28ZM69 106H70V105H69ZM69 106H68V107H69ZM90 106H91V109H93V108H92V105H90ZM144 106H145V105H144ZM153 106H152V109H153ZM165 106H166V104H165ZM177 106H178V105H177ZM177 106H175V107H177ZM197 106H198V105H197ZM234 106H233V107H234ZM66 107H67V106H66ZM66 107H65V108H66ZM70 107H71V106H70ZM155 107L158 108V106H155ZM172 107H173V106H172ZM236 107H234V108H236ZM238 107L240 108V105H238ZM238 107H237V108H238ZM245 107H246V106H245ZM247 107H248V106H247ZM250 107H251V106H250ZM253 107H254V106H253ZM5 108L7 109V107H5ZM10 108H11V107H10ZM50 108H51V107H50ZM89 108H90V107H89ZM150 108H151V106L149 107V109H150ZM159 108H160V107H159ZM170 108H171V106H170ZM183 108H184V107H183ZM183 108H182V106H181V110H184ZM66 109H67V108H66ZM91 109H89V110H90L89 112H91ZM133 109H134V108H133ZM144 109H146V108H144ZM147 109H148V108H147ZM172 109H174V108H172ZM179 109H180V108H179ZM225 109H226V108H225ZM240 109H241V108H240ZM240 109H236V110L239 111V113H240ZM250 109H251V108H250ZM3 110H4V109H3ZM13 110H14V109H13ZM54 110H55V105H54ZM56 110H57V108H56ZM56 110H55V111H56ZM59 110H60V109H59ZM59 110H58V112H59ZM75 110H76V109H75ZM77 110H78V109H77ZM122 110H123V109H122ZM176 110H177V108H176ZM241 110H243V109H241ZM1 111H2V109H1ZM4 111H5V110H4ZM4 111H2V112H3V115L6 116L8 113L5 114L6 112H4ZM8 111H9V107H8ZM29 111H30V110H29ZM87 111H88V109H87ZM123 111H124V110H123ZM136 111H137V110H136ZM140 111H141V110H140ZM156 111H157V110H156ZM171 111H172V110H171ZM178 111H179V113H180V110H178ZM78 112H79V111H78ZM78 112H77V113H78ZM110 112H112V110H111ZM110 112H109V113H110ZM151 112H152V111H151ZM151 112H149V113H151ZM226 112H227V110H226ZM228 112H229V111H228ZM241 112H242V111H241ZM244 112H245V110H244ZM246 112H247V111H246ZM38 113H39V112H38ZM86 113H87V112H86ZM86 113H85V114H86ZM92 113H93V112H92ZM114 113H115V112H114ZM134 113H135V112H134ZM161 113H163V112H161ZM161 113H160V114H161ZM185 113H186V112H185ZM192 113H193V112H192ZM231 113H232V112H231ZM74 114H75V113H74ZM83 114H84V112H83ZM88 114H89V113H88ZM88 114H86V115L89 117L90 115H88ZM118 114H119V113H118ZM141 114H142V113H141ZM156 114H157V113H155V114L153 113V115H156ZM158 114H159V113H158ZM158 114H157V115H158ZM181 114H182V113H181ZM181 114H180V115H181ZM183 114H184V113H183ZM226 114H227V113H226ZM226 114H225V115H226ZM241 114H242V113H241ZM0 115H1V112H0ZM3 115H2V116H3ZM19 115H20V114H19ZM93 115H94V114H93ZM93 115L91 114V116H93ZM110 115L112 116V114H110ZM119 115H120V114H119ZM136 115H137V114H136ZM139 115H140V114H139ZM153 115H152V113H151L150 116L152 117ZM157 115H156V116H157ZM162 115H163V114H162ZM162 115H161V116H162ZM180 115H179V116H180ZM184 115H185V114H184ZM230 115H232V114H230ZM237 115H238V114H237ZM239 115H240V114H239ZM256 115H257V114H256ZM108 116H109V114H108ZM115 116H116V115H115ZM115 116H114V117H115ZM131 116H132V115H131ZM131 116H130V117H131ZM156 116H153V117H156ZM179 116H178V117H179ZM198 116H199V115H198ZM0 117H1V116H0ZM6 117H7V116H6ZM6 117H5V118H6ZM8 117H9V114H8ZM8 117H7V118H8ZM78 117H81V116H78ZM83 117H84V115H83ZM88 117H87V118H88ZM114 117H113V118H114ZM120 117H121V116H120ZM124 117H125V116H124ZM124 117H123V118H124ZM151 117H150V118H151ZM159 117H160V115H159ZM211 117H212V115H211ZM227 117H228V116H227ZM230 117H231V116H230ZM1 118H2V117H1ZM1 118H0V120H1ZM5 118L3 117L2 120L5 119ZM61 118H62V117H61ZM76 118H77V117H76ZM91 118H92V117H91ZM113 118H111V119H113ZM231 118H232V117H231ZM235 118H236V117H235ZM16 119H17V118H16ZM59 119H60V118H59ZM81 119H82V118H81ZM89 119H90V117H89ZM89 119H88V120H89ZM109 119H110V117H109ZM128 119H129V118H128ZM154 119H155V122H156V118H154ZM227 119H228V118H227ZM244 119H245V118H244ZM249 119H250V118H249ZM2 120H1V121H2ZM9 120H10L9 118H8V120L6 119V122H9ZM24 120H25V119H24ZM44 120H45V119H44ZM116 120H117V119H116ZM118 120H119V119H118ZM139 120H140V119H139ZM151 120H152V119H151ZM174 120H175V119H174ZM177 120H178V119H177ZM182 120H183V119H182ZM223 120H224V119H223ZM223 120H222V121H223ZM230 120H231V119H230ZM230 120H229V121H230ZM232 120L234 121V119H232ZM237 120H238V119H237ZM250 120H251V119H250ZM1 121H0V122H1ZM3 121L5 122V120H3ZM3 121L1 122L2 124H3ZM12 121H14V120H12ZM111 121H112V120H110V123H109V122H106V123H108L109 125H110V124H114V125H115L117 122H119V121H116V123H115V122H113V121L111 122ZM123 121H124V120H123ZM130 121H132V120H130ZM130 121H128L129 125L131 124ZM133 121H134V120H133ZM144 121H145V120H144ZM226 121H227V120H226ZM226 121H225V122H226ZM229 121H228V122H229ZM243 121H244V120H243ZM245 121H246V120H245ZM255 121H256V120H255ZM6 122L4 123V125H7ZM18 122H19V121H18ZM25 122L28 123L27 120L24 121V123H25ZM121 122H122V121L119 122L120 125H119V123L116 124L117 126L115 125L114 128H113L114 125L111 126V128H113V129L115 130V132H116V133L114 132V134H117V131H116L117 129H115L116 127L118 128V130H120L119 127H120V126H123V123H124V122H122V125H121ZM136 122H138L137 119H136L135 123L132 125L133 127H134V125L136 124ZM139 122H141V121H139ZM179 122H180V121H179ZM228 122H227V123H228ZM239 122H240V121H239ZM246 122H247V121H246ZM24 123H23V121H22V123L19 122V124H24ZM77 123H78V120H77ZM77 123H76V124H77ZM150 123H151V122H150ZM175 123H176V122H175ZM229 123H230V122H229ZM234 123H235V121H234ZM234 123H232V124H234ZM242 123H243V122H242ZM19 124H18V125H19ZM31 124H32V123H31ZM45 124H46V123H45ZM47 124H48V123H47ZM79 124H80V123H79ZM79 124H78V127H79ZM82 124H84V123H82ZM88 124H90V123L88 122ZM108 124H105V126L107 125L106 128L109 127ZM139 124H140V123H139ZM145 124H146V123H145ZM196 124H197V123H196ZM230 124H231V123H230ZM238 124H239V123H238ZM243 124H244V123H243ZM243 124H242V125L240 124V126L242 127V129L245 128V126H244ZM247 124H248V122H247ZM251 124H252V123H251ZM14 125H15V124H14ZM84 125H85V124H84ZM136 125H137V124H136ZM136 125H135V128H136ZM142 125H143V123H142ZM142 125H141V126H142ZM252 125H253V124H252ZM11 126H13V125H12V122H11ZM22 126H23V125H21V126H19V127H22ZM24 126L26 127L25 124H24ZM24 126H23V127H24ZM31 126H32V125H31ZM91 126H92V124H91ZM96 126H97V125H96ZM118 126H119V127H118ZM124 126H125L127 129H128V127H129V128L131 127V125L127 127L125 124H124ZM124 126H123V127H120L121 130H122L123 128H124L123 130H125V127H124ZM179 126H181V125H179ZM183 126H184V125H183ZM187 126H188V125H187ZM187 126H186V127H187ZM220 126H222V123H221ZM225 126H226V125H225ZM230 126H231V125H230ZM234 126H235V125H234ZM236 126H239V125H236ZM240 126H239L238 128H240ZM243 126H244V128H243ZM15 127H16V126H15ZM17 127H18V126H17ZM23 127L20 128L21 131H22ZM25 127H24V128H25ZM27 127H28V125H27ZM27 127H26V130H28ZM76 127H77V126H76ZM76 127H75V128H76ZM81 127H82V125H81ZM137 127H138V126H137ZM139 127H140V126H139ZM139 127H138V128H139ZM158 127H159V126H158ZM254 127H255V126H254ZM86 128H87V127H86ZM86 128H85V129H86ZM111 128L109 127L110 130H112ZM135 128H134V129H135ZM146 128H147V127H146ZM175 128H176V127H175ZM214 128H215V127H214ZM228 128H229V127H228ZM231 128H232V127H231ZM236 128H237V127H236ZM236 128H235V129H236ZM29 129H30V127H29ZM81 129H82V128H81ZM89 129H90V128H89ZM94 129H95V127H94ZM94 129H93V130H94ZM96 129H98V128L96 127ZM134 129H133V130H134ZM143 129H144V128H143ZM166 129H167V128H166ZM169 129H170V127H169ZM176 129H177V128H176ZM176 129H175V130H176ZM179 129H180V128H179ZM183 129H184V128H183ZM229 129H230V128H229ZM242 129L240 128V130H242ZM23 130H25V129H23ZM38 130H39V129H38ZM82 130H83V129H82ZM87 130H88V128H87ZM93 130H92V131H93ZM136 130H138V129H136ZM136 130H134V131H136ZM167 130H168V129H167ZM171 130H172V129H171ZM218 130H219V129H218ZM223 130H224V129H223ZM232 130H233V129H232ZM237 130H239V129H237ZM244 130L246 131V128H245ZM250 130H251V129H250ZM19 131H20V130H19ZM19 131H18V132H19ZM130 131H131V129H130ZM130 131H129V132H130ZM140 131H141V129H140ZM156 131L158 132V130H156ZM168 131H169V130H168ZM176 131H177V130H176ZM234 131H236V130H234ZM234 131H233V133H236V132H234ZM24 132H27V131H23L22 133H24ZM84 132H85V130H84ZM89 132H90V130H89ZM95 132H96V131H95ZM112 132H113V131H112ZM136 132H137V131H136ZM138 132H139V130H138ZM138 132H137V133H138ZM212 132H214V130H213ZM215 132H216V131H215ZM20 133H21V132H20ZM22 133H21V134H22ZM71 133H72V132H71ZM77 133H78V132H77ZM91 133H93V132H90L89 134H91ZM120 133H121V135H122V131H121ZM120 133H118L117 135H120ZM216 133H217V132H216ZM233 133H231L230 135H232V137H235L236 134L233 135ZM245 133H246V132H245ZM247 133H248V132H247ZM256 133H257V132H256ZM0 134H2V133H0ZM5 134H7V133L4 132V135H5ZM21 134H20V135H21ZM97 134H98V133H97ZM182 134H183V133H182ZM208 134H209V133H208ZM223 134H224V133H223ZM225 134H226V133H225ZM227 134H228V133H227ZM20 135H19V137H20ZM22 135H23V134H22ZM22 135H21V136H22ZM78 135H80V134L78 133ZM81 135H82V134H81ZM99 135H102V134L100 133ZM178 135H179V134H178ZM209 135H210V134H209ZM212 135H213V134H212ZM212 135H211V136H212ZM221 135H222V133H221ZM243 135L245 136L244 132H243L242 136L239 137V138L244 137ZM5 136H6V135H5ZM7 136H8V134H7ZM14 136H15V135H14ZM85 136H86V135H84V137H85ZM87 136H88V135H87ZM95 136H97V135H95ZM102 136H103V135H102ZM217 136H218V134H217ZM219 136H220V135H219ZM250 136H251V135H250ZM250 136H248V139H249ZM0 137H2V136L0 135ZM74 137H75V135H74ZM80 137L83 138V136H80ZM80 137H79V139H77L78 137H77L76 139L79 141V140H80ZM88 137H89V136H88ZM90 137H91V135H90ZM90 137H89L88 139H90ZM92 137H93V136H92ZM106 137H108V135H105V139H106ZM220 137H221V136H220ZM226 137H227V136H226ZM226 137L223 138V136H222L221 139L223 138L224 140H226ZM232 137H231V138H232ZM251 137H252V136H251ZM251 137H250V139H251ZM3 138H4V137H2V139H3ZM20 138H21V137H20ZM67 138H68V137H67ZM82 138H81V140H82ZM100 138H101V136H100ZM100 138H99V139H100ZM111 138H112V137H111ZM127 138H129V137H127ZM208 138H209V137H208ZM229 138H230V137H229ZM2 139L0 138V152H3V153L6 154V151H7V150L15 149V148L17 147V149H16L15 151H13L14 153L11 152V151H10L9 153L12 155L11 157H13V158L16 157V156L18 157L17 159H16V158L13 159V158L10 157V154H9V156L7 155V156L9 157V158L7 157L8 160H6L5 157L3 158V159H5V160L7 161V162L5 161L3 164H2V163L0 164V170L4 169L3 171H4V175H5V176H4V181L2 180L3 182L7 183L8 185L11 184V183H9V182H11V179H10V177H11V176H10L11 173H9V172H11V170H14L13 172H16V171L19 172V173L21 172V174H19V173L16 172V173L20 176V175H22V172H23V173L25 172L24 174H27V172L29 171L28 168H30L31 165H32L33 163H34V165H33L32 167H34V166L37 167V166H38L37 164L40 163V161H41L40 164L42 165V163H43V159H42L40 153H36V154L32 153V154H31V153H30L31 150L27 149V145H26V144H24V145L19 144V146H17V142H10V143H12V145H11V146H6V144L1 143V142H4V141H6V140L8 141L9 138L7 139V137H6V138H4V140H2ZM5 139H6V140H5ZM18 139H19V138H18ZM26 139H27V138H25V140H26ZM68 139H69V138H68ZM85 139H86V138H85ZM88 139H87V140H88ZM120 139H121V138H120ZM218 139H219V138H218ZM234 139H236V138H234ZM248 139L246 138V139L244 140L245 142H243V143H246V141H248ZM250 139H249V141H250ZM10 140H11V139H10ZM13 140H16V141H17V138H16V139L13 138ZM20 140H21V139H20ZM90 140H92V139H90ZM126 140H127V139H126ZM130 140H131V139H130ZM183 140H184V139H183ZM183 140H182V141H183ZM237 140H240V139H237ZM23 141H24V140H23ZM93 141H94V140H93ZM104 141H105V140H104ZM216 141H217V140H216ZM227 141H228V146L226 145L227 143L224 144L225 147H224V145H222V146H223L224 148H227V151H226V152H227L228 154H226L227 157H226V155H224L225 158L223 157L222 159H226V158L229 159L228 157L231 156V155H230L231 153H229L230 151H231V152L233 151V155H235V156H237V157H235V156L233 157V155H232V156L230 157L231 160H234V159H235L234 161H236V162H234V161H231V162H230V161H229V162H228V163H229V166H227V167H226L225 164H224V163L227 164V161L224 162V160H220V161H223V162H224V163H222V164L218 162L219 165H220V164L222 165V167H223V165L226 167V169H224L225 167H223V172L228 170L227 173L224 172V173L226 174V175H225L226 178L228 177L227 174L230 173V169H232L233 171H232V170H231V171H232V172H235V175H236V173H237L238 171H235V168H236L237 166H239L238 169L240 168V165H241V168L245 169L244 166H247V165H248L247 162H250V163H251V161H247V160H245L246 162H244V163H246V164H244V163H243V161H244L243 158H244V157L242 158L243 161H241V155H240L241 153L238 152V150H236L235 144H234L232 147H231V145H230V144H233V143H232L233 141L230 140V141H232V142H229L228 139H227ZM240 141H241V140H240ZM251 141H253V140L251 139ZM251 141H250V143H251ZM79 142H80V141H79ZM98 142H99V141H98ZM98 142H97V143H98ZM102 142H103V141H102ZM109 142H110V141H109ZM114 142H115V141H114ZM118 142H119V141H118ZM218 142H219V141H218ZM221 142H222V140H221ZM223 142H224V141H223ZM225 142H226V141H225ZM235 142H236V144L238 143L237 141H235ZM235 142H234V143H235ZM24 143H25V142H24ZM33 143H34V142H33ZM76 143H77V142H76ZM83 143H84V142H83ZM87 143H88V141H87ZM87 143H85V144H87ZM99 143H101V142H99ZM103 143H104V142H103ZM121 143H122V142H121ZM121 143H120V144H121ZM180 143H181V142H180ZM216 143H217V142H215V144H216ZM239 143H240V142H239ZM247 143H248V142H247ZM250 143H248V145H249ZM30 144H31V143H30ZM80 144H81V142H80ZM89 144H90V143H89ZM109 144H110V143H109ZM181 144H182V143H181ZM252 144H253V143H252ZM9 145H10V144H9ZM31 145H32V144H31ZM33 145H34V144H33ZM97 145H98V144H97ZM99 145H100V144H99ZM177 145H178V144H177ZM182 145H183V144H182ZM188 145H189V144H188ZM190 145H191V144H190ZM210 145H211V143H210ZM244 145H245V144H244ZM244 145H243V146H244ZM36 146H37V145H36ZM36 146H33V147H36ZM82 146H84V145L82 144ZM87 146H90V145H87ZM120 146H121V145H120ZM191 146H192V145H191ZM214 146H215V145H214ZM226 146H227V147H226ZM250 146H252V145H250ZM59 147H60V146H59ZM79 147H80V146H79ZM106 147H107V146H106ZM106 147H105V148H106ZM108 147H110V146L108 145ZM178 147H179V146H178ZM182 147H183V146H182ZM186 147H187V146H186ZM186 147H185V148H186ZM220 147H221V146H220ZM223 147H222V149H223ZM229 147H231V149H229ZM233 147H235V150H236L238 153H240V154H238V153H236L237 155L234 154V152H236V151L234 150ZM28 148H29V147H28ZM31 148H32V147H31ZM80 148H81V147H80ZM80 148H77V149L79 150ZM87 148H88V147H87ZM89 148H90V147H89ZM95 148H96V147H94V149H95ZM103 148H104V147H103ZM114 148H115V147H114ZM232 148H233V149H232ZM243 148L247 149L246 147H243ZM255 148H256V147H255ZM32 149H33V148H32ZM34 149H36V148H34ZM37 149H38V148H37ZM42 149H43V148H42ZM82 149H83V148H82ZM82 149H81V150H82ZM85 149H86V148H85ZM90 149H91V148H90ZM237 149H238V148H237ZM251 149H252V148H251ZM28 150H29L30 152H29ZM75 150H76V149H75ZM75 150H74V151H75ZM91 150H92V149H91ZM95 150H96V149H95ZM98 150H99V149H98ZM103 150H104V149H103ZM175 150H176V149H175ZM229 150H230V151H229ZM33 151H34V150H33ZM35 151H36V150H35ZM43 151H45V150H43ZM52 151H53V150H52ZM36 152H37V151H36ZM58 152H59V151H58ZM174 152H177V151H174ZM174 152H172V153H174ZM190 152H191V151H190ZM248 152H249V151H248ZM51 153H52V152H51ZM56 153H57V152H56ZM77 153H78V151H77ZM214 153H215V152H214ZM219 153H220V152H219ZM249 153H250V152H249ZM16 154H17V155H16ZM53 154H54V153H53ZM39 155H40V156H39ZM50 155H51V154H50ZM79 155H80V154H79ZM83 155H84V152H83ZM186 155H187V154H186ZM229 155H230V156H229ZM238 155H239L240 158L238 157ZM3 156H4V155H3ZM177 156H178V155H177ZM177 156H176V157H177ZM179 156H180V155H179ZM179 156H178V157H179ZM83 157H84V156H83ZM99 157H100V156H99ZM109 157H110V156H109ZM167 157H169V156H167ZM232 157H233L234 159H233ZM57 158H58V157H57ZM81 158H82V157H81ZM171 158H172V157H171ZM195 158H196V157H195ZM199 158H200V157H199ZM206 158H207V156H206ZM219 158H220V157H219ZM248 158H249V156H248ZM21 159H22V160H21ZM41 159H42V160H41ZM178 159H179V158H178ZM193 159H194V157L192 158V161H194ZM238 159H240V161H241L242 164L237 165V162H238V164H239V162H240V161H237ZM56 160H57V159H56ZM117 160H118V159H117ZM117 160H116V161H117ZM165 160H166V159H165ZM229 160H230V159H229ZM1 161H2V160H1ZM21 161H24V162H21ZM50 161H51V160H50ZM50 161H49V162H50ZM54 161H55V160H54ZM101 161H102V160H101ZM109 161H110V160H109ZM157 161H158V160H157ZM171 161H172V160H171ZM190 161H191V160H190ZM201 161H203V160H201ZM14 162H17V163H18V162H21V163H20V164L18 163L19 166H17V165H16L17 163H15L16 167H13L12 164H13ZM31 162H33V163L31 164ZM44 162H46V161H44ZM56 162H57V161H56ZM104 162H105V161H104ZM177 162H178V161H177ZM185 162H186V161H185ZM187 162H188V161H187ZM197 162H198V161H197ZM232 162H233V163H236V164H233V165H235V167H230V166L232 165V164H230V163H232ZM252 162H253V161H252ZM7 163H8V164H7ZM106 163H107V162H106ZM158 163H159V162H158ZM163 163H164V162H163ZM175 163H176V162H175ZM250 163H249V164H250ZM40 164H39V165H40ZM88 164H89V163H88ZM100 164H104V163H100ZM189 164H190V163H189ZM21 165H22V166H21ZM97 165H98V164H97ZM105 165H106V164H105ZM116 165H117V164H116ZM116 165H115V166H116ZM176 165H177V164H176ZM182 165H183V164H182ZM227 165H228V164H227ZM242 165H244V166H242ZM55 166H56V165H55ZM57 166H58V165H57ZM86 166H87V165H86ZM103 166H104V165H103ZM190 166H191V165H190ZM202 166H203V165H202ZM215 166H216V165H215ZM248 166H249V165H248ZM252 166H253V165H252ZM46 167H47V166H46ZM46 167H45V164H44V169H45ZM104 167H105V166H104ZM220 167H221V166H220ZM229 167H230V168H229ZM253 167H254V166H253ZM47 168H48V167H47ZM52 168H53V167H52ZM52 168H51V169H52ZM54 168H55V167H54ZM174 168H175V167H174ZM188 168H189V167H188ZM208 168H209V167H208ZM228 168H229V169H228ZM233 168H234V169H233ZM247 168H249V167H247ZM31 169L34 170V171H31V172H35V170H36V169H33V168H31ZM31 169H30V170H31ZM37 169H38V167H37ZM39 169H40V168H39ZM39 169H38V170H39ZM44 169H41V170L43 171ZM175 169H176V168H175ZM189 169H190V168H189ZM209 169H210V168H209ZM209 169H207V170H209ZM214 169H215V168H214ZM214 169H213V170H214ZM219 169H220V172H218V173H221V172H222V169H221V168H219ZM236 169H237V168H236ZM238 169H237V170H238ZM243 169H241V170H242V171H246V170H248V169H246V170H243ZM256 169H257V168H256ZM259 169H260V168H259ZM48 170H49V169H48ZM169 170H170V169H169ZM172 170H173V169H172ZM179 170H180V169H179ZM202 170H203V169H202ZM202 170H201V171H202ZM241 170H239V171H241ZM262 170H263V169H262ZM39 171H40V170H39ZM50 171H52V170H50ZM193 171H194V170H193ZM204 171H205V170H204ZM242 171H241V172H242ZM257 171H258V170H257ZM260 171H261V170H260ZM263 171H264V170H263ZM13 172H12V173H13ZM29 172H30V171H29ZM223 172H222L221 174H223ZM228 172H229V173H228ZM232 172H231V173H232ZM246 172H247V171H246ZM248 172H249V171H248ZM248 172H247V173H248ZM38 173H39V172H38ZM44 173H45V172H44ZM218 173H217V174H218ZM0 174H3V173H0ZM9 174H10V175H9ZM13 174H14V173H13ZM42 174H43V173H42ZM50 174H51V173H50ZM193 174H194V173H193ZM198 174H199V173H198ZM237 174H239V175H238V176L236 175V177H239V176H240V173H237ZM241 174H242V173H241ZM8 175H9L10 177H9ZM29 175H32V176H34V177H31V176H29ZM29 175L27 176V177H28V180H29V177H31V180H32V178H36L35 175H37V174L33 173V174H29ZM43 175H44V174H43ZM47 175H48V174H47ZM47 175H45V176H47ZM218 175H219V174H218ZM223 175H224V174H223ZM223 175H220V176H221L222 178L226 179L225 176L223 177ZM232 175H233V177H234V173H232ZM243 175H244V174H243ZM245 175H246V174H245ZM249 175H250V174H249ZM13 176H15V175H12V177H13ZM22 176H24V175H22ZM45 176H43V177H45ZM229 176H231V175H229ZM258 176H259V175H258ZM261 176H263V175H261ZM2 177H3V176H2ZM15 177H16V176H15ZM20 177H21V176H20ZM27 177H26V178H27ZM38 177H39V176H38ZM216 177H217V176H216ZM216 177H215V178H216ZM236 177H234V178H230V177H228V179H226V180H229V178H230L231 180L233 179L234 181H236ZM240 177H242V176H240ZM21 178H22V179H23V178L25 179V176H24V177H21ZM194 178H195V177H194ZM196 178H197V177H196ZM200 178H201V177H200ZM242 178H243V177H242ZM262 178H264V177H262ZM36 179H37V178H36ZM220 179H221V178H220ZM220 179H219V180H220ZM238 179H239V178H238ZM238 179H237V181H238ZM0 180H1V179H0ZM20 180H21V179H20ZM180 180H181V179H180ZM216 180H217V179H216ZM219 180H218V181H219ZM221 180H222V179H221ZM226 180H225V181H226ZM233 180H232L231 182H230V180H229L228 182H229L230 184H231L232 182L235 183ZM242 180H243V179H242ZM212 181H213V180H212ZM223 181H224V180H223ZM225 181H224V182H225ZM237 181H236V182H237ZM240 181H241V179H240ZM240 181H238V183H239ZM30 182H31V181H30ZM216 182H217V181H216ZM219 182H220V184H221L223 187H225L226 184H225L224 182H221V181H219ZM253 182H254V180H253ZM28 183H29V182H28ZM28 183H27V184H28ZM32 183H33V182H32ZM190 183H191V182H190ZM208 183H209V182H208ZM210 183H211V181H210ZM223 183H224V184H223ZM226 183H227V182H226ZM229 183H228V184H229ZM238 183H237V184H238ZM242 183H244V182H242ZM259 183H260V182H259ZM59 184H60V183H59ZM198 184H199V183H198ZM200 184H201V182H200ZM228 184H227V185H228ZM248 184H249V183H248ZM257 184H258V183H257ZM19 185H20V184H19ZM22 185H23V184H22ZM96 185H97V184H96ZM221 185H218V186L221 187ZM227 185H226V187H227ZM231 185H232V184H231ZM233 185H234V184H233ZM233 185H232V186H233ZM235 185H236V184H235ZM235 185H234L233 187L230 186V185H229V186L232 187V188H234ZM242 185H243V184H242ZM252 185H253V184H252ZM32 186H33V185H32ZM52 186H53V185H52ZM98 186H99V185H98ZM181 186H182V185H181ZM181 186H180V187H181ZM193 186H194V184H193ZM195 186H196V185H195ZM198 186H199V185H198ZM214 186H215V185H214ZM229 186H228V187H229ZM239 186H240V185H239ZM246 186L249 188L251 185L248 186L247 183H246V184H245V187H246ZM262 186H263V185H262ZM4 187H5V186H4ZM35 187H36V186H35ZM226 187L224 188V189H226V191L224 190V192H227V191H228V188H226ZM230 187H229V188H230ZM237 187H238V185H237ZM237 187H235V188H237ZM243 187H244V186H243ZM243 187L240 186V188H239L240 190H241V188H242V191H243V192L241 191L242 193L245 192L244 189H247V188H245V187H244V189H243ZM252 187H253V186H251V188L247 189V191H246L245 193H247V192L250 193V191L252 190ZM23 188H24V187H23ZM26 188H27V187H26ZM194 188H195V187H194ZM232 188H230V190H229L228 194H226V196L229 195V193L231 194L232 192L235 191V190H234L235 188L233 189V191L231 190ZM27 189H28V188H27ZM237 189H238V188H237ZM258 189H260V188H256V190H258ZM262 189H263V188H262ZM40 190H41V189H40ZM42 190H43V189H42ZM45 190H46V189H45ZM77 190H78V189H77ZM97 190H98V189H97ZM196 190H197V189H196ZM219 190H220V188H219ZM219 190H218V191H219ZM222 190H223V189L221 188V191H222ZM240 190H239V192H240ZM248 190H249V191H248ZM32 191H33V190H32ZM37 191H38V190H37ZM47 191H48V190H47ZM81 191H82V190H81ZM201 191H202V190H201ZM207 191H208V190H207ZM230 191H231V192H230ZM258 191H259V190H258ZM258 191H255V187H254L253 194H252V195H253V199H254V200H257V201H259V199H260V198H258V196H259V194H258L259 192H258ZM79 192H80V191H79ZM177 192H178V191H177ZM216 192H217V191H216ZM216 192H215V193H216ZM239 192H238V191H237V192L235 191V192L232 193V194H233V195H237V194H235V193H238V194H239ZM254 192H256V193L254 194ZM261 192H262V191H260V193H261ZM46 193H47V192H46ZM179 193H180V190H179ZM183 193H184V192H183ZM183 193H182V194H183ZM185 193H186V191H185ZM189 193H190V192H189ZM197 193H198V191H197ZM199 193H200V191H199ZM249 193H247V196L250 198V194H249ZM251 193H252V192H251ZM263 193H264V191H263ZM30 194H31V193H30ZM37 194H38V193H37ZM40 194H41V193H40ZM40 194H39V195H40ZM99 194H100V191H99ZM209 194H210V193H207V195H205V199L203 198V199H204L203 206L205 205L206 207H208V206L211 205V203H212V199H213V198H212L211 195H209ZM217 194H218V195L220 194V195H219V197H220V196H223L225 193L222 195L220 192H218ZM26 195H27V194H26ZM239 195H240V194H239ZM252 195H251V198H252ZM255 195H256V196L258 195V196L256 197ZM44 196H45V195H44ZM183 196H184V195H183ZM242 196H243V195L241 194V198H242V200H241L240 198H238V196H234V197H237L240 201L243 202V205H245L246 202L244 203V201H247L248 198H247V196H246L245 194H244V196H243L244 199H243ZM245 196H246V197H245ZM261 196H262V195H261ZM32 197H33V196H32ZM36 197H37V196H36ZM85 197H86V196H85ZM98 197H99V196H98ZM177 197H179V196H177ZM177 197H176V198H177ZM181 197H182V196H181ZM231 197H233V196L231 195ZM234 197H233V198H234ZM262 197L264 198V196H262ZM61 198H62V197H61ZM191 198H192V197H191ZM222 198H224V197H222ZM229 198H230V195H229V197H228V200H229ZM246 198H247V199H246ZM36 199H37V198H36ZM57 199H58V198H57ZM215 199H216V198H215ZM176 200H177V199H176ZM189 200H190V199H188V201H189ZM191 200H193V198H192ZM225 200H227L226 197H225ZM225 200L223 199V201H225ZM230 200H232V199H230ZM230 200H229V202L227 201V203H229V204L232 203V202H230ZM236 200H237V199H236ZM249 200H251L250 202L254 201V200H252V199H249ZM180 201H181V199H180ZM183 201H184V200H183ZM183 201H182V202H183ZM218 201H219V202H218ZM221 201H222L221 198H220V199L217 198V203L215 202V204L217 205V204H219ZM223 201H222V202H223ZM232 201H233V200H232ZM81 202H82V201H81ZM201 202H203V201H201ZM201 202H200V203H201ZM234 202H236V201H233V203H232V205H231L232 207H233L235 204H237V203H234ZM242 202H241V203L239 202L240 205H238V204H237V205H238V206H242V205H241ZM248 202H249V201H248ZM224 203H226V202H224ZM224 203H220L219 207L221 206V204H224ZM227 203H226L224 206H222V209H223V207L226 209V207L229 205V204H227ZM188 204H189V203H188ZM248 204H250V203H248ZM205 206H204L203 208L200 207V209L198 208L199 210H201L200 213L202 212V209L205 208ZM229 206H230V205H229ZM235 206H236V205H235ZM238 206H237V208H238ZM80 207H81V206H80ZM192 207L195 209V208H196V207H195V204H194V206H192ZM193 208H192V209H193ZM194 209H193V210H194ZM198 209H197V210H198ZM216 209L218 210V208H216ZM222 209H221V207H220V209L218 210V213H219L218 215H219L220 217H221V215H220V210L222 211ZM225 209H224V211H222L223 213L225 212ZM229 209H230V207L227 208V210H229ZM233 209H234V208H233ZM235 209H236V207H235ZM235 209H234V210H235ZM248 209H249V208H248ZM80 210H81V209H80ZM174 210H175V209H174ZM197 210H196V211H197ZM199 210H198V211H199ZM204 210H205V209H204ZM206 210H207V209H206ZM206 210H205V211H206ZM208 210H209V211H210V210L213 211L212 207H211L210 209L208 208ZM208 210H207V211H208ZM231 210H232V208H231ZM231 210L229 211L230 213H231ZM234 210H233V211H234ZM249 210H250V209H249ZM249 210H247V212H245L246 210L243 211V212H245V216H247L246 213H248ZM84 211H85V210H84ZM88 211H90V210H88ZM184 211H185V210H184ZM194 211H195V210H194ZM198 211H197L196 213H198ZM205 211L202 212V213L205 214ZM215 212L217 213L216 210H215ZM229 212H227V213H229ZM243 212L240 213V214H243ZM87 213H88V212H87ZM173 213H174V212H173ZM210 213H211V212H210ZM212 213H213V212H212ZM64 214H65V213H64ZM66 214H67V213H66ZM194 214H195V213H194ZM221 214H222V213H221ZM240 214H239V217H238V218H240ZM28 215H29V214H28ZM86 215H87V214H86ZM173 215H174V214H173ZM175 215H176V213H175ZM182 215H183V214H182ZM196 215H197V214H196ZM196 215H195V216H196ZM200 215H201V214H200ZM200 215L198 214V216L201 218ZM206 215H208V213H207ZM210 215H212V214H210ZM210 215H208L207 217H205L206 220L208 219V217H211ZM218 215H217V216H218ZM229 215L231 216L232 213L229 214ZM203 216H204V215H203ZM230 216H228L227 219H229ZM241 216H242V215H241ZM68 217H69V216H68ZM68 217H67V218H68ZM193 217H194V215L192 216V218H193ZM199 217H198V220H199ZM220 217H218V219H219ZM224 217H227V216H224ZM69 218H70V217H69ZM172 218H173V217H172ZM202 218H203V217H202ZM213 218H214V216H213ZM215 218H217V217L215 216ZM246 218H247V217H246ZM246 218L244 217V220H245ZM193 219H197V217H196V218H193ZM209 219H210V218H209ZM209 219H208V221H211V219H210V220H209ZM225 220H226V218H225ZM225 220H224V221H225ZM95 221H96V220H95ZM102 221H103V220H102ZM194 221H195V220H194ZM196 221H197V220H196ZM199 221H201V220H199ZM224 221L222 220V222H224ZM177 222H178V221H177ZM187 222H188V221H187ZM189 222H191V221H189ZM202 222H204V220H202ZM206 222H207V221H206ZM217 222H218V221H217ZM222 222H221V224H222ZM225 222H226V221H225ZM238 222H239V221H238ZM238 222H236V223H238ZM92 223H93V222H92ZM191 223H192V222H191ZM209 223H210V222H209ZM213 223H215V222H213ZM236 223H233V224H236ZM40 224H41V223H40ZM94 224H95V223H94ZM100 224H101V223H100ZM193 224H194V223H193ZM102 225H104V224H102ZM189 225H190V224H189ZM191 225H192V224H191ZM195 225H196V224H195ZM237 225H238V224H237ZM94 226H95V225H94ZM182 226H183V225H182ZM235 226H236V225H235ZM164 227H165V226H164ZM169 227H170V226H169ZM185 228H186V227H185ZM183 229H184V228H183ZM187 229H188V228H187ZM107 230H109V229H107ZM165 230H167V229H165ZM168 230H169V229H168ZM98 231H99V230H98ZM0 232H1V230H0ZM100 232H102V231H100ZM107 233H108V232H107ZM110 233H111V232H110ZM112 233H113V232H112ZM167 233L169 234V232H167ZM184 234H185V233H184ZM187 234H188V233H187ZM203 234H204V233H203ZM0 235H2V234H0ZM104 235H105V233H104ZM106 235H107V234H106ZM102 236H103V234H102ZM194 236H195V235H194ZM16 237H17V236H16ZM103 237H104V236H103ZM2 238H3V237H2ZM97 238H98V237H97ZM0 239H1V238H0ZM94 239H96V238H94ZM20 240H21V239H20ZM92 240H93V239H92ZM89 242H90V241H89ZM91 242H92V241H91ZM124 242H125V241H124ZM99 248H100V247H99ZM122 248H123V247H122ZM0 249H1V248H0ZM102 249H104V247H103ZM102 249H101V251H102ZM12 250H13V249H12ZM3 251H4V250H3ZM101 251H99V252H101ZM0 252L2 253V249H1ZM13 252H14V251H13ZM1 253H0V254H1ZM102 254H103V253H102ZM20 255H21V254H20ZM123 255H124V254H123ZM229 255H230V254H229ZM18 257H19V256H18ZM120 257H121V256H120ZM23 258H24V257H23ZM118 259H119V258H118ZM232 259H233V257H232ZM9 260H10V259H9ZM10 261H11V260H10ZM110 261H111V259H110ZM33 262H34V261H33ZM234 262H235V261H234ZM5 263H6V261H5ZM34 263H35V262H34ZM3 264H4V263H3ZM9 264H10V263H9ZM11 264H12V263H11ZM13 264H14V263H13ZM20 264H21V263H20ZM28 264H29V263H28ZM31 264H32V263H31Z\"/></svg>",
    "mask_w": 264,
    "mask_h": 264
}]
</instances>
